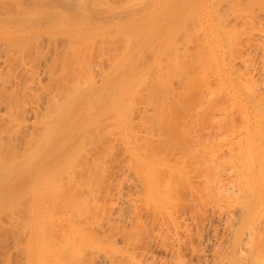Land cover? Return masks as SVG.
Returning a JSON list of instances; mask_svg holds the SVG:
<instances>
[{"label":"rangeland","instance_id":"374dc122","mask_svg":"<svg viewBox=\"0 0 264 264\" xmlns=\"http://www.w3.org/2000/svg\"><path fill=\"white\" fill-rule=\"evenodd\" d=\"M8 1H6L7 5H8ZM17 1L18 0L10 1L9 2L10 5L5 8L6 12L3 11L0 13L1 14V17H0L1 18L0 19V49H1L0 50V57H1L0 58V65H1L0 66V80L1 81H0V83L2 81H4L3 77H5V81L8 83H9L8 80L13 78L10 81V83H11L12 81H14L15 77L18 76V74L20 75V73H21L20 68H22L20 65L22 64V61H23L21 54L23 52V49L25 48L24 53H26L25 51H27V53H26V55L24 54V56H26L25 59L26 60L28 59V62L25 61L26 63H23V64L31 72L27 73V71H29V70L26 69L27 75L25 76L24 80H28L29 82L24 81L23 86H25V85L27 87L31 86L29 90L33 93H30V91H27V93H29V94H27L24 97V100L22 101L23 104L21 103L22 108L25 107V109H23V111L20 112L21 115L17 114L18 116H21V118L17 117L18 119L14 120V116L12 117V119L10 118L11 116H7V119L9 121L12 120L13 122L17 121L19 123H22L25 128L24 127H22L24 129H22L21 127H18V128L19 129L21 128L26 133L29 132V131L27 132V130H30V128H32L34 120H35L34 119L35 116H34L33 111L36 108H34V107L36 106L38 108L41 106V108H42V106L46 105V103H47V98H48L47 93L48 92H46V93L44 92L47 90L43 89V87H41V84H38L39 86L37 84H35V83H39L40 78H42V77L45 78L46 74L45 75L43 74L44 73L43 66L45 65L44 64L45 60L49 56L48 54L46 56V53H49L50 55H52V53H54L53 51H56V50L59 51L56 46H58V48H60V50H64L63 52L67 53L66 50L68 47H70V44L69 45L66 44V46H64V44L67 41H69L65 38L68 35L67 32L70 33L72 31V32L79 33V35L84 34V36L82 37L83 39H84V37H85V39H88L89 37L86 38L88 35H90V36L93 34H94V36L96 35L95 40L93 39L94 36H93V38H91V43H94L92 48H94L96 45V48L94 50H96L99 46V45H97V42L99 44V41H101L99 39L102 38V41H103L104 38L106 39V37H108V39L110 40V43L108 41H107V43H109V45L113 44L114 49L117 46H120L119 44L122 45V46H120L121 51L117 47L118 50L120 51V52L119 51L118 52L119 53L122 52V54H120V56L118 55L119 58L118 59L116 58L117 61H114L115 59L113 60L115 62L114 64H113V62H111L112 59L108 61V58L111 54L108 57L106 56L107 62L110 63V64L106 63L107 67H110L108 69L109 70L108 71L105 68L106 65L104 66V64H103L102 67H104V68H101L102 64L100 66L97 65V62L99 60L98 57L102 54L101 51H100V55H99V50H98L99 56L96 57L97 56L96 55L97 53H95L96 51L93 52V50H91V53H95V55L92 54L93 57L92 56L91 57L94 58V61H95V58H98V60L96 59L97 61H95L97 67L93 68V71L95 70L94 71L95 74L91 73L92 76L91 75L90 76L91 77H94V76L98 77L96 79V81L100 80V81H98V83H100L102 81L106 82L107 80H111L113 85H114V83L117 84V89H114V90H117L118 93H114V94L112 93L109 96H107L110 98L112 96V100L108 101L107 104L110 106L109 109L110 108H111V110L113 109L112 110L113 113L109 112V115L107 114V117L108 118L111 117V118H109V120L111 121L113 119L112 115L116 114V115H114V116H116V122H114V119L111 121L112 123L110 122V124H113V125L115 124V125L114 126L111 125L112 128L110 129V126H109L110 124H103L104 122L106 123L108 120L107 118H105L106 117L105 115H104L105 116L104 118L107 120L102 122V125H100L101 129L103 130L102 135L104 133V130L106 133V136L104 135L103 137H105L106 139L109 138V140H106L104 138L105 140L103 139V141H102V140H100L102 138H100L95 145L93 144L94 147L92 148V150L90 148L91 144L95 140H97L98 137L101 135H98V136L95 135L97 132L99 133V131H97L98 129L96 128V131L94 133V129L92 128V127L95 128L97 126V123L100 124V122H96L95 123L96 125L93 122L94 126L93 125L90 126L89 124L92 123V120L96 121L95 116L98 113L97 111L98 110L102 111L101 108L104 109V108H106L105 105H107V104H105L106 102H103L102 104L95 106L94 105L95 99H96L95 98L96 94H95L93 97L89 96L91 98V100H92V98H95L94 101H92L91 103L88 102V124L86 126H89L90 128L88 127L89 131L86 134V136L88 135V137H86V139L91 138L90 134H92V133L94 134L93 136H95V137H92V139H90V141L93 140V142L91 141L92 143L86 142V143H88L90 150L87 151L88 148L85 146L86 143H85V145H82V143L84 144V141H89V140H85V139L83 140L82 139V143H80L83 135L81 137H78L77 139H75L74 141H72L70 143L66 142V144H69L68 146H66V147H68V149H70L71 146L74 144L75 145L77 144L76 146H79V143L82 145L80 147H82L81 149H83V152H84V153L82 152L83 156L85 155L87 160L84 158L85 159V162H84V159L81 158L83 156L81 154H80L81 157H79L80 155H77V153L79 154V152L82 150L80 149V147H76L74 149L80 150L78 152L76 150H74L77 152V153H75L76 156L79 157L80 160L83 159L82 161H80L76 157L78 162L80 161L81 164L82 163L86 164L88 162V159H90V160L94 159L92 162H95L94 164L97 163L96 164L97 166H91L89 164L91 166V168L89 167L88 169H91L89 171H91L92 173L87 171L88 169L86 170V168L84 167V170H85L84 173L89 172V173H86L87 176L91 175V176H88L89 180H92L91 183L88 181V177L85 176L86 174H84L82 171H81V173H83V176L87 178V181L89 183V184L87 183V185H86L87 181L84 177L82 178V177L77 176V175H80V170L77 169L79 172L73 171V172L77 173L73 176V174H74L72 172L73 168L71 167L72 170H71V168H70V170H68L69 167H67L65 165L66 163L69 166L71 165V163H72L71 159H73L72 158L73 156L75 159V154L72 156L73 153H72L71 149L68 151V152L72 153L69 156V158L67 157L68 152L66 153V157H65V158H67V160L65 159L66 161L64 160L65 154L62 155L63 154L62 153V154H60V155H62L61 159L58 160L59 155L56 156L55 158H52L53 161L56 158L58 161L56 160L55 164L53 163L52 166H48L47 168H49V167L50 168L48 170L44 169L43 172L37 171L34 173H27V174H24V172L22 173V170L24 167L33 164L35 162L34 160L37 161L38 154L35 155L37 152L34 150L36 148H39V147H37V145L35 146L36 148L34 147V149H32L36 153H32V155H31V151H32L31 150L30 154L28 153L29 155L25 154V156H28L29 159L31 156L34 157V158L31 157V159H32L31 161L28 160L27 158H24L25 157L24 156L23 158L25 160H28L29 162L27 161L25 163L24 159H22V161H23L22 163H25L23 165L21 163V159H19L20 161H18L17 164L19 165V163H21L20 165L22 167L20 165L18 166L19 167L18 169L16 167H14L17 169V171L12 170L13 171L12 172L10 170L12 173L8 172V173H10V175H8V173H7V177L3 181H5L7 179L9 181H12V180H15L16 178L19 177L20 182L16 181V182H14V183H16V185H13L14 183H12L8 187L5 186L7 189L4 187L0 188V204H1L0 210L2 208L1 206H3V208H4V206L9 207L8 202L10 200H12L13 197H14L13 198V200H14L16 195H18L20 193L23 194L22 191H24L26 188L29 189V191L31 190L30 194H29V191H27V189L25 190L24 193L26 194V191H27V195H29V196L32 193L33 197L30 196V198H31L30 200H33L32 202H29L30 200H27L28 201V203H27V201L25 202V199L22 200V198L17 199V201H19L18 203L24 201L23 203H20L23 206L25 205L24 203H27L30 205L33 203L32 204L33 208L31 209L32 206H30V209H31L30 211L28 208L26 209V210H28V213H32L31 216L26 217L27 220L29 219L28 217L31 218V219H29L30 223H28L25 218H24V220L22 219L23 221L20 220L21 222H23V223L25 222L28 225H30V226H28L27 224L25 225V223L24 224L22 223L23 225L28 226L30 231L28 230L29 234L27 235L28 236L27 237L26 234H27L28 228H25V226H24V228H21L24 231L26 229V231H25L26 234L21 229L20 230L17 229L18 226L21 227V225H20L21 222L18 219L25 212L23 211V206L20 207L19 206L20 204L18 205V203L14 200V202L17 204L14 206H18V208H20V210H22V212L17 211V213H19V214L22 213V214L21 215L16 214L17 216H15V215L13 216V212H14V214L16 213V211H13V208L11 211L12 215H11V213L9 215V212H10V211L8 212V210H10L9 208H7L8 210H6V211L8 212L9 223H11V221H13V219H15L14 223H18V221H19L20 224H17L16 228L14 227V223L12 224L13 228H10V225L8 224L9 230H7V228H6V227H8V225H7L5 227L6 231L5 230H4L5 232L3 231L5 235L2 234L3 232L1 230L0 238H2V240L4 238V240L3 241L1 240V241L4 242L6 240V242H7V243L5 242L6 245L8 244L7 246H10V247L7 248L6 245H5L6 247L4 245H2L5 243L0 242L1 243L0 245L4 246L3 248L0 246V251L3 249L0 252V257H1L0 261L2 262L5 260V264H6V262H7L6 258L10 257L13 260V262L11 260V264H20V263L21 264H103V263L104 264H214V263L215 264H255V263L264 264V259H263L264 258V248H263L264 247V244H263L264 243V109H263L264 108V84H263V82H264V43H263L264 42V35H263L264 34V0H224V2H223V0H218V2H217V0H213V1L212 0H140V1L136 0V1H139V3L137 2V4H139V6L136 3L135 4L133 3L135 5L134 7H133V4H131V3L129 4L127 2H129V1L134 2L135 0H132V1L131 0H124V2H123V0H121L122 2L120 0H118L119 2L117 0H116V2H115V0H114V2H113V0H112V2H111V0L110 1L108 0L109 2H107V0H104V1L103 0H96V1L93 0V1H95V3L93 5H95V4L99 5L98 7H100V8H98L96 6H95L96 8H93L94 6L91 4V2H93V1L91 0V2H88V6H87L90 10V11L88 10V24H87V27L81 28V30H80V28H78V25H75L72 30L70 29V27L72 25L69 23V20L71 18H73L74 16L79 17L76 14L77 12H74L73 10L67 8V4L69 3L70 0L69 1L68 0H50L49 3L46 2V3H48L47 8H49V10L51 11V14L53 12H55L54 14H56V12H57L56 15L53 14L51 18H47V19L45 17L42 18L41 12L37 11V10L42 9L41 7H38V5L41 4L40 0H25V1L21 0V2L24 1V4H25V5L22 4L23 10L25 9L26 5L28 8H30V7L33 8V11H34V8L36 6V10H35V12H32L31 9H28V10H31V12H32L31 14L29 13L30 15H27V13H26L25 14L26 16H20L16 20V22H12V23H14V24H12L5 18L9 14H11L10 12L15 13V12H18L19 9H21V11H23L22 7H21V3H19L20 4V6H19V4H17L18 3ZM34 1H37V2L39 1V2L37 3ZM88 1H90V0H88ZM97 1H99L100 3L104 2V4L103 3L100 4ZM3 2L4 1L1 0L0 5L6 6V3H4L5 4L4 5ZM117 2L120 3L119 4L120 6L125 2L127 4L124 5L125 6L124 9H123L124 6L123 7L121 6L122 7V9H121V7L118 6ZM140 2H143V3L140 4ZM75 3H77V2H74V4ZM110 3H112V4H110ZM113 3L115 6L120 7V10H119V8H117L115 6H114V8H115V10H114L113 9ZM115 3H117V5ZM16 4L18 6H16ZM49 4H50V7H49ZM56 4H59L60 6L59 5L57 6ZM107 4H108V7L110 6V11H109L108 7H106V9L108 10L107 11L108 13H106V11H104L105 9H101V6H100V5L105 6ZM55 5L57 7H55ZM79 5H82V4H79ZM128 5H130L132 7L129 6V8H127ZM103 6H102V8H103ZM19 7H21V8H19ZM54 7L56 9L58 8V11L56 9L54 11V9H53ZM136 9L137 10L141 9L140 15H137L135 17H131V16L129 17L127 15V13L129 11H133ZM28 10L26 9V11H28ZM43 11H45V10L43 9ZM46 11H48V9ZM99 11H101V13H99ZM103 11H104V13H103ZM7 12H9V13H7ZM125 12H126V15H122ZM33 13L36 16L32 15ZM37 14L38 15L40 14V18H38L39 16ZM106 15H107V17H106ZM42 16H44V15H42ZM130 18H132V19H130ZM134 22H138V24H136V23L133 24ZM149 22H151V23H149ZM184 22H186V24ZM146 23L149 25L151 24V25L149 26ZM111 24H112V26H110ZM106 25H108V26H106ZM145 25L148 26L147 30H144V28L146 29ZM182 25H184L183 27L186 26V28H182ZM138 26L140 27V29L142 28L143 33L139 29ZM159 26L161 28H159L157 30V28ZM132 27H135L138 30L137 29L135 30V28H133L134 29V31H133ZM114 28L116 31L114 30ZM129 28L132 29L133 33L130 32L131 30ZM197 28H198V30H197ZM110 29L112 30V32H110L111 31ZM127 29H128V31H126ZM123 31L126 32V36H128V39L123 38V37L126 38L125 32H123ZM135 31H137V32H135ZM180 31H182V32H180ZM11 32H15V34L12 35L13 37L10 35ZM58 32L60 34H58ZM62 32H66L67 35L61 34ZM97 32H98V35H100L99 33H101V35L103 34V36L100 38V36H98L96 34ZM129 32L131 33V34H129L130 36L127 35ZM134 32L135 33L140 32L142 35L140 36V33H138V36H140V38H137V36H135V38H137V39H135V38L134 39L138 40V41L132 42L134 44L133 45L131 43L130 39L132 40V38L134 37V36L132 37V35L135 34ZM76 33H73V34H75V36H77ZM104 33L107 34V36L104 35ZM56 34L58 35V39H57ZM109 34L112 35L111 39L109 38V36H110ZM42 35H43L44 39L42 38ZM59 35H62V36L65 35V37L64 38L62 36L59 37ZM52 36H54L55 39ZM71 36H72L71 39L75 38L74 35L70 34V37ZM67 37H69V35ZM97 37L99 38L98 39L99 41L96 40ZM113 37L116 40H112ZM196 37H200V38H196ZM37 38H41V40L39 41V39H37ZM52 38H53V40H52ZM59 38H60V40H59ZM20 39H22V40H20ZM61 39H62V41H61ZM85 39H84V41H86ZM105 39H104V41L106 42ZM119 39H123V41H121ZM55 40H56V42H55ZM75 40H77V38ZM75 40H72V41L75 42ZM79 40H81L80 37H79ZM117 40H119L121 43H119V41L117 42ZM189 40H190V42H189ZM256 40H258V41H256ZM72 41H69V42L71 43ZM93 41H95V42L97 41V42L95 43ZM127 41H129L131 43V45H129L130 43L129 42L127 43ZM171 41H172V43H171ZM82 42H83V40H82ZM86 42H88V44H89L90 40L86 41ZM114 42H115V44H114ZM169 42H170V44H169ZM188 42L190 45L188 44ZM260 42H262V43L260 44ZM48 43H49V45H48ZM72 43H71V45L73 46V48H76V45L74 47V43L73 44ZM117 43H119V44L117 45ZM123 43H125V45ZM185 43H187L188 46ZM103 44L105 45V43H103V42L100 44L101 48H102ZM11 45H12V47H10ZM21 45H23L22 48H21ZM106 45L108 46V44H106ZM106 45L104 47H107ZM113 45H112V47H113ZM127 45H129L128 46L129 49L126 48ZM1 46H3L5 49ZM54 46L56 47V50H55ZM72 46H71V48H72ZM88 46H89V49H91L90 45H88ZM91 46H92V44H91ZM166 46L167 47L170 46V49L167 48ZM171 46H173L175 48L176 52L172 49L173 47L171 48ZM186 46L188 47L189 50L195 51V52L192 51L193 54L195 53L194 54L195 56H194L193 54H191V52L189 50H187L188 53L190 52L191 56L193 55L192 58L194 60L197 59L196 54L198 55V53H200L198 55V57H200L202 55V57H200V60L201 61L204 60V61L201 62L198 59L199 60L198 63L194 62L195 64H192V65L189 63L190 66L184 65V66H186V67H184L183 64H185V62L182 64V62L179 60L185 59V57H184V59L182 58L185 54L184 55H182V54L186 51V48H187ZM27 47H28V49H30L31 47L32 48L28 51ZM45 47H46V50H45ZM65 47H67V48H65ZM83 47H81V48H83ZM164 47H166V49H167L166 51L164 50L165 49ZM197 47H199V48H197ZM200 47L203 49V51H201ZM47 48L49 49L50 52L49 51L47 52V50H48ZM51 48L52 49L54 48L53 51ZM117 48L114 50V52L117 50ZM179 48L181 49L180 53L182 52V49H184L182 54L179 53V50H180ZM194 48H196L197 50H195ZM204 48H206L207 50ZM257 48H258V50H257ZM6 49H7V51H6ZM19 49H21L22 51ZM89 49H88V56H89V58H91ZM99 49H100V47H99ZM123 49H125L124 55H123ZM126 49L129 51H127ZM161 49H163V50H161ZM9 50L10 51L12 50L11 51L12 53L9 52ZM71 50H70V52H71ZM171 50L173 53L178 52V54H177L178 57H176L177 55L175 53H174L175 57H173ZM4 51H5V53H4ZM17 51H19V52H17ZM38 51H40V52H38ZM43 51H45V52H43ZM140 51L143 53H146V55L144 57H141L138 55V57L136 58V61L134 60V62L131 63L130 62V58L132 57L131 54L132 53L133 54H139ZM163 51L167 52V54H165ZM28 52H29V54H28ZM42 52H43V54H42ZM14 53H16V54H14ZM19 53H20L19 59L22 58L21 62L19 60H17V58H16V55L18 57ZM115 53H117V52H115ZM119 53H117V54H119ZM161 53H163V54H161ZM185 53H187V52H185ZM205 53L206 54L208 53L207 56ZM7 54H11V55H9V56H12L11 60L14 58L13 55H15V58L17 60L16 62H15V60H14V62H13V60L12 61L10 59L8 60V61H11V63H16V64H14L15 65L14 67L13 66L7 67V66L11 65L10 62H8V63L6 62L7 61L6 59H8V56H5V55H7ZM40 54H42V55H40ZM179 54L182 57H180ZM113 55L115 57L117 56L116 54H113ZM166 55H168V56H166ZM163 56L167 57L166 58L167 61H165L163 59L164 63H163V61L159 62V60H162ZM169 56H171L170 59L173 57V61H172V59H171V61H170V59L168 60ZM187 56H186V58L188 59V61H190L192 63L193 59L189 60V58H191V57L188 58ZM208 56H209V58H211L210 62H207V61H209ZM5 57H6V59H5ZM34 58L36 60H34ZM106 58H104L103 61H106ZM110 58H111V56H110ZM112 58H113V56H112ZM177 58L178 59L180 58V59L178 60ZM2 59H4V60H2ZM37 59H39V60H37ZM174 60H176V62ZM92 61H93V59H92ZM156 61L159 62L157 65H156ZM168 61L171 64L173 63L172 67L170 66L171 68L170 67L164 68L165 63L167 62L166 64H168ZM95 62H93V64L91 63V65H94ZM178 62H180L181 64ZM32 63L34 66L32 65ZM153 63L156 65L155 70L157 69L158 72L154 71L155 65ZM160 63L164 64V65L162 64L164 70H166V69L171 70V71L170 70L165 71L167 73V74H165L167 80L165 78V75L162 76V74H164L165 72L163 71L164 72L163 73V72H161V69H159V68H161L159 66V65H161ZM175 63H176V67L175 66L173 67V65H175ZM177 63L180 64L182 67H184V68L181 67L183 71L186 70L187 68L188 69L190 68L191 71L187 69L188 72H183V73H186V74H184L186 77L181 74L182 73L181 68L179 66L177 67ZM25 64L26 65L28 64V65L26 66ZM35 64L37 65L36 67H35ZM111 64H113V66ZM146 64L147 65L149 64L150 67H151V64L153 65V69L151 68V71H153V72H151V73H153L154 75H155V73L156 74L159 73V75H161V80H163V81H160V82L158 81V82H159V84L162 83L161 84V86H163L162 90H160L161 87L159 85H157L158 83L156 82L159 77L155 78V76H158V74L153 77L156 79V80L153 79L154 83L156 82L155 84L157 85V87L159 86L160 89H158L159 87L157 88L156 86H155V88L157 91L160 90L161 94L165 89V91H166V92L164 91L165 92L164 94H166L165 96H169L170 93H172L171 95L175 94V96H176L177 93L179 92L178 90L181 89V91H182V92L180 91L181 97H180L179 93L176 97L173 95L175 97L174 99H172L173 97L171 95L170 96L172 98L170 96H169L170 98L167 97V99H171V101L176 100L175 102L180 103V104H174L175 102L172 101V103H171L170 100H167L168 102L170 101V104H172V105L168 104L170 107L176 106L175 108L174 107L172 108L173 109L172 111H171L170 107H168L167 102L164 101V97L162 96L163 94L160 95V93L159 94L157 93L159 95V96H156V97H158V99L155 98L156 100H154V96H153L154 93L152 95V93L150 92V91L153 92L154 90H149V92L151 93V95L153 97L152 99L154 101L151 98L149 99V97H151V96H150V94H148L149 97L146 96L147 94H145V93L148 91V88H145V85L141 86V87L144 86L143 91L145 89H147L146 91H144L145 93L142 92V94L144 96L141 95L142 97H139L141 93L138 94L139 96L138 95L136 96L137 93H134L133 88L136 86V81L138 82V80H140L142 76L146 77V75H148L147 76V78H148L151 74L150 69L148 68V66L146 67ZM186 64H188V63H186ZM39 65L40 66L42 65L41 66L42 71L40 70L41 68ZM91 65H89L90 68L94 67ZM195 65H196V67H198L197 71H196L197 68L195 67ZM198 65H200V66H198ZM28 66H30V67H28ZM168 66H169V64H168ZM144 67H146V68H144ZM209 67H212V68L210 69ZM8 68H12V69H8ZM38 68H39V71L37 70ZM90 68H89V70H91ZM98 68L101 70L105 69L107 71L104 70V72H106L104 74L103 71H99ZM147 68L149 71L146 70V72L148 71V73H150V74L147 73L145 75V73L144 74L142 73V70L143 69L145 70ZM177 68H179V70ZM16 69H17V71H16ZM199 69H201V70H199ZM6 70H8L9 72H7ZM32 70H33V72H32ZM89 70H88V72H89ZM96 71L99 74L103 73V76H100V78H99V74L97 75ZM176 71L180 72V74H178V72L176 73ZM10 72H11V76L9 78L8 75H10ZM35 72H36V74H33ZM41 72H42V74H41ZM143 72H145V71H143ZM168 72L169 73L171 72V73L169 74ZM173 72H175L174 77H172L174 80L171 77L170 78L167 77V76H170L171 74H172L171 76H173ZM189 72H190V74H191V72H195L196 75H198V74L199 75L197 77H194L195 78L194 79L193 76H195V75L192 73L193 75L191 74V76H192L191 77ZM29 74H31V75L33 74V75L31 76ZM213 75H215V76L213 77ZM13 76H15V77H13ZM182 76L185 78H189V77L190 78L187 80L186 79L183 80ZM202 76L204 78H206V80H204L206 82L201 81V80H203V79H201V78H203ZM207 76H209V77H207ZM32 77H34V78H32ZM95 77L92 79L95 80ZM143 77L141 80L144 79L146 81L147 78H145V77L143 78ZM175 77H177V78H175ZM178 77L180 78V80L182 77V80L187 81V82L183 83V81L177 80ZM59 78H60V76H59ZM133 78L135 80V84L131 83V85H129L130 79L132 80ZM6 79H8V80H6ZM42 80H43V78L41 79L40 83L41 82L43 83V81H45V79L43 81ZM86 80H88V79H86ZM144 80L141 81V83L139 82L140 84L138 86H140L141 84H144L143 83ZM153 80H152V76H150L151 82L149 84H152V86L149 85L150 87H153L155 85L152 83ZM158 80H160V78ZM170 80H172V81L170 82ZM189 80H193V82L195 83V84L194 83L192 84V85H194L193 88L190 87V86H192V85H190V83L192 81L189 82ZM47 81H48V79H47ZM88 81L90 82L91 80L89 79ZM164 81L166 83H168V85L170 84L171 87H173L172 85L175 82L176 85L174 84V86H176V87L170 88V86L168 87V85ZM244 81H245V83H244ZM4 82H2V83H4ZM132 82H134V81H132ZM146 82H145V84L147 85V83L149 81L147 83ZM178 82L179 83L182 82V85L186 84L184 87H186L187 91L192 90L191 94L188 92L190 95L189 94L184 95L185 93H187V91H185V89L182 90L184 87L180 86L181 84H179ZM171 83H172V85H171ZM57 84H58V82L56 81L55 85H57ZM35 85H37L38 87ZM53 85H54V83H53ZM55 85L53 86V90L58 87V86L55 87ZM132 85H134V86H132ZM164 85L167 86V88ZM217 85L218 86L220 85V86L218 87ZM138 86H136V88ZM149 86H146V87H149ZM33 87H34V91L32 90ZM105 87H106V85L104 84L103 86H100L98 88V90L102 91L105 89ZM248 87H250V89ZM38 88H40V89L38 90ZM169 88L171 91L169 90ZM176 88L178 89L177 93H176V90H174ZM206 88H207V90H206ZM112 89H113V86H112ZM132 89H133V92H132L133 96H135L136 100L139 98L137 101H135V99H132L131 101H135V102H132L133 104L130 101L131 98L129 99L127 96L128 94H129V96L132 95V93L130 92V91H132ZM40 90L42 91L43 94H40L41 93ZM38 91H39V93H38ZM135 91H137L139 93L142 91V89L140 88L139 91L138 90H135ZM204 92L207 93V94H205V96H203ZM210 93H211V95H209V97H208V94H210ZM49 94H52V93H49ZM39 95L40 96L42 95L41 96L42 98ZM115 96H117V100L114 98ZM27 97H28V99H27ZM35 97H36V99H34ZM38 97H40V98H38ZM49 97H50V95H49ZM146 97H147V99H146ZM159 97H163V100L159 99ZM140 98H141V100L143 99L141 102H140ZM148 99L150 100L149 104H148ZM165 99H166V97H165ZM158 100H160V101H158ZM120 101H121L122 105L119 104ZM126 101L128 104L129 103L132 104L131 107L134 108L132 110L133 112L135 110V112H134L135 116H134L133 112L129 109L128 104H126ZM157 101H158V103L159 102L161 103L163 101L166 104V106L164 104L163 105L165 106L164 109L167 111H164V112H163V110L161 111L164 113L163 115L159 109L156 110V112L152 111L153 110L152 109V107H153L152 102L154 103ZM203 101H205V102H203ZM1 102L2 101L0 100V103ZM24 102H25V104H24ZM113 102H114V104H113ZM190 102H192L193 105H190V104H192ZM196 102H198V103H196ZM135 103H137V104L135 105ZM144 103L146 106L144 105ZM182 103L183 104L185 103L184 106ZM36 104L39 106H37ZM130 104H129V106H130ZM0 105H1L0 106V115H1L2 111H4L5 107H4V104L2 106V103ZM27 105H28V107H27ZM108 105H107V107H108ZM201 105H202V108H201ZM29 106H30L31 110H30ZM113 106H114V108H113ZM134 106H136L137 108ZM138 107L140 109H141V107H143V108L141 109V111H138L137 110ZM147 108H148V110L151 108L149 110L148 114L144 113L147 116H151L152 113L155 116L158 112H160L161 114L159 113L155 117L151 116V117H154L151 119H150V117H147V116H146V118H143L145 115L140 114V113L142 112L143 109H144L143 111L146 112ZM167 108H169V109H167ZM199 108H201L202 111L199 110ZM203 108H205V109H203ZM32 109H33V111H32ZM43 109L45 110V112L46 111L49 112L48 109H50V108H48L47 110H46V108H43ZM43 109H42V111H44ZM94 109H96V110L93 112H90L91 110H94ZM106 109L108 110V108H106ZM128 109L130 110L129 112H128ZM194 109L195 110L197 109V110L195 111ZM105 110H103V112H105ZM168 110L171 112L169 113ZM100 111H99V113H100ZM197 111H198V113H197ZM5 112L6 111H4V113ZM23 112H26V114L24 113V116L22 115ZM103 112H102V115H103ZM241 112H242V114H241ZM44 114L46 117L48 116V118H45L44 116L41 117V115H39L38 118L41 117L44 119L40 118L41 120H36L35 123H37V122L39 123V124H37L39 126V128L42 126L41 123H44V126H45L47 121L49 123L46 126H48L49 124L51 125L52 129L50 126H49L50 128L49 127L47 128L46 126L45 127L49 130L47 133H49L50 131H52V133L47 134V133H45V131H42V128H43V126H42L40 128V130H41L40 133L42 132V134H40V135H42L43 137L39 135V138H41L40 141L42 140L41 144L43 145L45 143V141H47V139L49 138L48 141L45 143V145H49L53 142V139H54L55 135L57 134V132H59L61 129H63V127L61 125H59L58 121H61V120L57 121V118L55 115H51L52 117H50L48 115V113H44ZM137 114H139L140 117H142V118H140L139 115H137ZM199 114H201V115H199ZM100 115H101V113H100ZM121 115H122V117H121ZM130 115H132V121L135 122L138 120V121H140V124L143 126L140 125V127H141L140 128L139 126H137V124L139 125V123L135 124L133 122L131 124L130 123V120H131ZM164 115L167 117V119L164 117ZM187 115H188V117H187ZM219 115H221V116H219ZM98 116H96L98 119L97 121H99V119H100V117L98 118ZM222 116H224V117H222ZM127 117H129L130 120ZM135 117H136V119H135ZM137 117H138V119H137ZM160 117H163L164 121L163 120L162 121L165 123V126H163L164 123L161 121L162 118H160ZM242 117H244V118H242ZM147 118L152 120V123L150 120H147ZM15 119H16V117H15ZM23 119H25V120H23ZM141 119H142V121H141ZM52 120H53V123L50 122ZM103 120L104 119L102 118V121ZM165 120H167V121H165ZM207 120H209V121H207ZM12 121H11V124L13 123ZM117 121H119V122H117ZM168 121H170L169 124H168ZM221 121H223V122H221ZM31 122H33L32 126H30ZM54 122L56 125L58 123V125L56 126L54 124ZM159 122L163 123V125H160ZM155 123L159 124V125H155ZM218 123H219V125H218ZM225 123H226V125H225ZM26 124H28V125H26ZM52 124L54 125V127ZM122 124L123 125L126 124L127 127L125 125L123 126ZM127 124L129 125V127H131L130 125H133V127H131L132 129L129 128ZM172 124H173V126H171ZM190 124H191V126H190ZM14 125H13V127H15ZM105 125H107L109 130H111V131H109V132H111L110 134L107 133L108 128ZM120 125H122V126L120 127ZM144 125L145 126L148 125V126L145 127ZM151 125L153 127L149 128V126L151 127ZM27 126H29V127H27ZM103 126H104V128L105 127L106 128L104 129ZM135 126H137L138 128L136 127V129H135ZM26 127H27V129H26ZM58 127H59V129H58ZM74 127H76V125ZM114 127H115V134L118 133L117 135L114 134V130H113ZM116 127H117V129H116ZM124 127H126L127 130H124ZM157 127H160L158 129L160 131V134H162L163 132H165V134L163 133L162 136L160 134H158L159 132H157L158 131ZM164 127L166 129H164ZM91 128L93 130H90ZM121 128H122V130H121ZM133 128H134V130H133ZM162 128H163V130H162ZM16 129H17V127H16ZM101 129H100V131H101ZM137 129H138V131L136 132ZM44 130H46V129L44 128ZM161 130L163 131L162 133H161ZM149 131L151 133H149ZM145 132H147V133H145ZM62 134H64V131ZM108 134H109V136H108ZM125 134H126V136H125ZM136 134H137V136L139 135L138 140L141 139L142 143L148 140L146 142V145L147 144L149 145V143L151 145V142H152L153 146L151 145V147L149 146L150 148L147 147V149H146L145 148L146 146H144L145 143L141 144L140 140L137 142V139H135V138H137ZM143 134H145L144 137H143ZM157 134H158V136H157ZM48 135H50V137ZM119 135H120V137H118ZM44 136H45V138L47 136L48 137L45 139ZM64 136H65V134H64ZM114 136H116L118 139L115 138ZM164 136H166V137H164ZM148 137H150V139ZM43 138L45 139L44 143H43ZM66 138H69V136ZM145 138H147V139H145ZM38 139L36 140L35 144H37L39 142ZM121 140H123L124 142ZM106 141L108 143L105 144ZM75 142H77V143H75ZM100 142H103V143H100ZM98 143H100V144H98ZM41 144L39 143V145H41ZM96 145H98V146H96ZM194 145H196V146H194ZM84 146H85V148H83ZM108 146H110V147H108ZM143 146H144V148H143ZM202 146L204 148H202ZM72 147H74V146H72ZM97 147H100V148H97ZM129 148H130V150H129ZM140 148H142L143 150L142 149L140 150ZM93 149H95V151ZM97 149L103 150L102 154L105 151V154L107 153V155H105L103 157L104 154L103 155L100 154L99 155L101 157L100 159H99V156L96 155L97 156V159H96V156L94 154H98ZM104 149H106V150H104ZM196 149L198 151H196ZM199 149H200V151H199ZM36 150L38 152H40V150H38V149H36ZM154 150H155V152H154ZM202 150H203V152H202ZM204 151L207 153H205ZM85 152H86V154L88 153L87 155L91 156V157L88 158L87 155L85 154ZM93 152H95V153H93ZM110 152L112 154H110ZM152 152H154V156H156V157L153 156L154 157L153 158L152 156H150ZM90 153H92V154H90ZM99 153H101V151ZM185 153H187V156ZM155 154H158L159 156H157ZM203 155H205V156H203ZM192 156H195V157H192ZM104 158H105V160H104ZM62 159H63V162L61 164L62 165L64 164L65 167H64V165L63 166L61 165V167H60L59 163L57 164V162H59V161L61 162ZM138 159H139V161H138ZM197 160H198V162H197ZM97 161L99 162V165H98ZM101 161H102V163H101ZM88 163H90V161ZM81 164H79V166H81ZM132 164H133V166H132ZM57 165H59L58 168L63 167V169H62L63 171L68 170V171H71L72 173L69 172V174H67L68 172H66V171L62 172L60 170V168H59V170H60V173H59L58 169L56 168ZM76 165H74L73 167L74 168L79 167ZM155 165H156V167H155ZM101 166H102V168H101ZM81 167H83V166H81ZM94 167H96V168H94ZM154 167L156 169H154ZM249 167H251V168L249 169ZM97 168L98 169L101 168V169L97 170ZM103 168L106 171H103L104 170ZM245 170H246V172H248V170H251L248 172L250 174L249 176L245 172ZM96 171L98 174L95 173ZM99 171L103 172L104 175H102ZM56 172H58L59 174L57 175ZM155 172H156V174H155ZM62 173H65L64 174L65 177L63 176L65 179V182L69 179L68 178L66 180V178L69 176L70 179L72 178L73 182L75 181V183L77 184V186L75 185V187H76L75 188L72 185V182H70L72 185V186L70 185L71 190L69 188L68 183H67V185L65 184V186L62 185V187H61V188L66 189V190L68 188L69 189L67 191L64 190L66 194L68 193L67 197L65 196L66 198L62 195L60 196V198L63 197V199H64V202L62 201L63 200L62 198L60 199L62 201V202H60V204L64 205V203H65V205H66L67 203L68 204L71 203L69 205L67 204L66 207H68V206L71 207L70 210H72V211L68 210L69 207L68 208L64 207V208H66V209H64V211H62L63 208H61L62 210L59 209V212H58V209H57L56 211H54L55 214L54 213L52 214L53 208L54 209L57 208L54 206L57 203H55L54 205L53 204L51 205V202H52L51 199L53 198V197H51L52 196L51 192H54L53 194L57 193L56 195H60L59 193L62 192V191L60 192L61 188L59 189L56 186L57 183L53 186H52V184H54L55 181H59L60 179L62 180V177H61ZM93 173H95V174H93ZM208 173L210 174L209 175L210 177L208 176ZM92 174H93V176H92ZM179 174L183 177L179 176ZM239 174H240V176H239ZM241 174H242V177H241ZM56 175L58 178H56ZM80 176H82V174ZM250 176H251V178H250ZM28 177L31 178V182L27 183V180L29 179ZM52 177H54V178L52 179ZM77 177L81 178L82 180L84 179L83 181L81 180L83 182V184H80V182H79L80 179L77 180L76 179ZM180 177H181V179H180ZM243 177H245V178H243ZM248 177L250 180L249 179L247 180ZM72 179H71V181H72ZM93 179H96V180H93ZM243 179H244V181H243ZM245 180H246V182H245ZM242 181H243V183H242ZM249 181H250V183H249L250 185L247 184L248 185L247 186L246 183H248ZM75 183H73V184H75ZM84 183H85V186H84ZM238 183L241 184L242 187H239L240 185ZM24 184H26V185L24 186ZM57 185L61 186V184H59V182ZM88 185H90V186H88ZM21 186L22 187L24 186V187L22 188ZM28 186H29V188H28ZM54 186H56L58 189H55L56 187H54ZM83 186H84V188H79L81 190L83 189L82 193L80 195L81 197L80 198L77 197L78 199L75 200L76 195H74V194L76 193L77 196H79L78 193L81 192V190H79L78 187H83ZM90 187H92V188H90ZM171 187H173V188H171ZM51 188L53 190L54 189L55 190L53 191V190H51ZM85 188H89V190H86ZM11 189H13V191H15V189H16V191H15L16 194L14 192H12ZM72 189H73V192H72ZM75 189H77V190L75 191ZM56 190H59L58 191L59 193L55 192ZM4 191L5 192L8 191V192H6V194L7 193L8 194L7 195L5 194L6 196L11 195L12 197L8 196L9 198L7 199V197H5L1 194ZM64 191H63V193H64ZM68 191L72 192L73 194L72 193L70 194ZM83 191H84V193L86 192L85 195L88 197L87 199H89V200H87V202L92 201L91 203H86L87 205H85V206L82 203L84 201L86 202V199H84L83 201L81 200V199H83V197H86V196H83L84 195ZM88 191H90L89 193L91 195L94 193L95 197L93 195L92 196H93V199L96 198L95 201L92 200V196L90 194L89 195L91 198L87 195ZM9 192L14 193V194L13 195L9 194ZM95 193H97L98 196H96ZM22 194H20V195H22ZM50 194H51V196H50ZM69 194H70V196H69ZM20 195H19V197H23ZM56 195H55V197H56ZM29 196H28V198H29ZM2 197L6 198V199H3ZM17 197L18 196H16V198ZM25 197L26 196H24L23 198H25ZM248 197H249V199H248ZM58 198H59V196H57V198L55 200L54 199L53 200L56 202V200ZM20 199H21V201H20ZM69 200H71V201H69ZM48 201H49V203H48ZM10 202H9L10 206L13 207V205H11L12 201H10ZM14 202H13V204H15ZM75 202L76 203L80 202V204L79 203L74 204ZM94 202L95 203L97 202V204L95 206H94V204H95ZM57 205L60 206L59 204H57ZM63 205H62V207H63ZM71 205H73V206L79 205V208L78 207L77 208L81 211L76 209L75 206L73 207ZM81 205L84 206L83 210L80 207ZM89 205L94 206V207H88ZM26 206L28 207V205H26ZM26 206H24V207L26 208ZM86 207L88 209L86 211L87 212L90 211L91 214L89 212H88L89 213L88 214L86 211H84L86 209ZM3 208H2V210L5 211V209H3ZM18 208H14V210H16ZM45 208L48 210V215L45 214ZM242 208H243V210H242ZM74 209L78 210L79 213L77 211H75ZM257 209L259 212L257 211ZM83 211L86 214H84ZM243 211H247L246 212L247 215L245 214L246 215L245 217L242 216ZM2 212L0 211L1 214H2ZM7 212H6V215H7ZM72 212H74V213H72ZM3 214H4V212H3ZM25 214L27 215V213H25ZM87 214L89 215V220L91 219V221L88 220ZM24 215H23V217H25ZM3 216L5 217V214ZM77 216H79V217H77ZM14 217H17L18 219L14 218ZM8 218H6L7 223H8ZM21 218H22V216H21ZM53 219L55 221H57V220L58 221L55 223V221ZM64 219H66V221H64ZM93 219H94V222H92ZM4 220H5V218H4ZM77 220H79L80 223L76 222ZM86 220H88V221H86ZM50 221H51V223H50ZM2 222H4V225L7 224V223L5 224V221H2ZM64 222H66V223H64ZM60 223H62V224H60ZM48 224H50V225H48ZM56 224H57V226H56ZM85 224L87 226H85ZM12 225H11V227H12ZM23 225H22V227H23ZM45 226H46V228L48 227L49 229L45 230L46 229ZM64 226H66V227H64ZM55 228H57V229H55ZM85 228H88L87 229L88 233H87V230ZM1 229H3V228L1 227ZM13 229L14 230L17 229L18 231H15L16 233L12 234V231H14ZM53 229L55 231L57 230L58 232L57 231H56V233H55V231L53 232ZM70 230H72L73 232L72 231L70 232ZM60 231H61V234H60ZM66 231H67V233H66ZM6 232H7V234H6ZM17 232L19 234H17ZM22 233H23V235H22ZM52 233H54V235ZM247 233L250 235H248ZM24 234H25V236H24ZM73 234H75V235H73ZM2 235H4V236L1 237ZM15 235H19V237H20V240H21V241H19L20 246H27L26 252H25V250H23L22 247L18 248L19 238H17L18 236L16 237ZM20 235L23 236L22 239H21ZM6 237H8V238L6 239ZM24 237H25V239H24ZM49 237H51V239ZM15 238H16V244H18V245H15V241L13 240ZM68 238H69V240H67ZM245 238H246V241H245ZM23 239H24V241H23ZM53 239L55 241L52 242ZM253 239H254V241H253ZM72 240H75V241H72ZM247 241L249 244L247 243ZM23 242H25V244L21 245ZM54 242H56V243H54ZM64 242H66V243L68 242V243L64 244ZM72 243L74 245H72ZM55 244L58 247L61 246L60 248H64V249L67 247L71 248V246H72L73 252L71 254H69V252H71L72 249H70V251H69V249H65V250L64 249H57L56 248L57 246ZM62 244H64L65 247L64 246L62 247ZM69 244H70V246H69ZM75 245H76V247H75ZM254 245H256V246H254ZM16 246H17V250L15 249ZM252 247H253V249H252ZM52 248H53V250H52ZM78 248H79V251H78ZM254 248H256V249H254ZM54 249H56V251ZM222 249H223V251H222ZM14 250H15V252H14ZM64 251H65V253H64ZM76 251H77V253H76ZM2 252H3V254H7V256L9 254V256L7 257L6 255H3V254L1 256ZM254 254H255L256 258L254 257ZM260 255H261V257H260ZM261 258L263 260H261ZM259 260H261V261H259ZM1 262H0V264H3Z\"/></svg>","mask_w":264,"mask_h":264},{"label":"bare ground","instance_id":"6f19581e","mask_svg":"<svg viewBox=\"0 0 264 264\" xmlns=\"http://www.w3.org/2000/svg\"><path fill=\"white\" fill-rule=\"evenodd\" d=\"M0 1H1V0H0ZM3 1H4V2H3V4H4V3H6V1H8V0H3ZM10 1H12V0H9V1H8V5H7V3H6V6L0 5V13L3 12V11L6 12V9H5V8H6L7 6L10 5V4H9ZM15 1H16V0H15ZM24 1H25V0H24ZM24 1L21 2V0H18V1H17L18 3H17V2H16V3H17V4L21 3V7H22V4H24ZM40 1H41V4H39L40 6L38 5V7H41L42 9H41V10H37V11H38V12H39V11L41 12V17H42V18H43V17H45L46 19H47V18H51L52 15H53L55 12H53V13L51 14V11L49 10V8H47V7H48V3H49L50 0H40ZM68 1H69V0H68ZM92 1H93V0H92ZM95 1H96V0H95ZM95 1H93V2H91V0H90V1H88V0H70V1H69V3L67 4V8L73 10L74 12H77L76 14L79 16V17L74 16L73 18H71V19L69 20V23L72 25V26L70 27L71 30L73 29V27H74L75 25H78V28H80V30H81V28H85V27H87V24H88V10H89V8L87 7V6H88V2H91V4L93 5V4L95 3ZM103 1H104V0H103ZM109 1H110V0H109ZM109 1L107 0V2H109ZM117 1H118V0H117ZM120 1H121V0H120ZM131 1H132V0H131ZM139 1H140V0H139ZM139 1H136V0H135L134 2H133V1H132V2H130V1L127 2V1H126V2L129 3V4H130V3H131V4H133V3H134V4H135V3L137 4V2L139 3ZM212 1H213V0H212ZM34 2H37V1H34ZM38 2H39V1H38ZM38 2H37V3H38ZM46 2H48V3H46ZM74 2H77V3L74 4ZM78 2H79V3H78ZM97 2L100 3L99 1H97ZM111 2H112V0H111ZM113 2H114V0H113ZM115 2H116V0H115ZM118 2H119V1H118ZM118 2H117V3H118ZM121 2H122V1H121ZM123 2H124V0H123ZM126 2L123 3L121 6L123 7L124 5H126V4H127ZM143 2H144V1H143ZM143 2H140V4L143 3ZM217 2H218V0H217ZM223 2H224V0H223ZM1 3H2V2H1ZM54 3H55V2H54ZM54 3H53V4H54ZM102 3L104 4V2H102ZM102 3H100V4H102ZM117 3H115V4L117 5ZM156 3H157V2H156ZM17 4H16V6H18ZM79 4H82V5H79ZM91 4H90V5H91ZM110 4H112V3H110ZM119 4H120V3H118V6H120ZM134 4H133V7L135 6ZM218 4H219V3H218ZM4 5H5V4H4ZM24 5H25V4H24ZM35 5H36V4H35ZM56 5L58 6L59 4H56ZM56 5H55V7H57ZM75 5H76V6H75ZM137 5L139 6V4H137ZM16 6H15V7H16ZM19 6H20V4H19ZM32 6H33V5H32ZM59 6H60V5H59ZM93 6H94L93 8H96V7H98L99 5H96V4H95V5H93ZM95 6H96V7H95ZM100 6H101V9H105L104 11H106V13H108V12H107L108 10L106 9V7H108V4L105 5V6H103V5H100ZM102 6H103V8H102ZM114 6H115V5H114V3H113V9L115 10ZM118 6H115V7L119 8V10H120V7H121V6H120V7H118ZM129 6H130V5H128L127 8H129ZM148 6H149V5H148ZM166 6H167V5H166ZM221 6H222V5H221ZM1 7H2V8H1ZM15 7H14V8H15ZM21 7H19V8H21ZM24 7H25V6H24ZM49 7H50V4H49ZM55 7L53 8L54 11H55V9H56ZM89 7H90V6H89ZM122 7H121V9H122ZM130 7H132V6H130ZM8 8H9V7H8ZM17 8H18V7H17ZM46 8L48 9V11H46V10H47ZM98 8H100V7H98ZM98 8H97V9H98ZM117 8H116V9H117ZM124 8H125V6L123 7V9H124ZM156 8H157V7H156ZM26 9H27V10H28V9H31L32 12H35V10H36V6H35L34 11H33V8H31V7L28 8L27 5H26V7H25L24 10H23V7H22V10H23V11H21V9H19L18 12H15V13H14V12H13V13L10 12L11 14H9L5 19H7L10 23H12V22H16V20H17L20 16H26V15H25L26 13H27V15H30V14L32 13L31 10L26 11ZM37 9H38V8H37ZM43 9H44L45 11H43ZM51 9H52V8H51ZM108 9H109V11H110V6L108 7ZM113 9H112V10H113ZM218 9H219V8H218ZM9 10H10V9H9ZM56 10L58 11V8H57ZM99 10H100V9H99ZM7 11H8V10H7ZM13 11H14V10H13ZM42 11H43V12H42ZM89 11H90V10H89ZM101 11H102V10H101ZM101 11H99V13H101ZM104 11H103V13H104ZM140 11H141V9H140V10H137V9H136V10H133V11H129V12L127 13V15H128L129 17H130V16H131V17H135V16L141 14ZM47 12H48V13H47ZM7 13H9V12H7ZM29 13H30V14H29ZM44 13H45V14H44ZM49 13H50V14H49ZM95 13H96V12H95ZM106 13H105V14H106ZM109 13H110V12H109ZM144 13H145V12H144ZM219 13H220V12H219ZM5 14H6V13H5ZM56 14H57V12H56ZM56 14H54V15H56ZM32 15H35V14L33 13ZM37 15H38V14H37ZM42 15H44V16H42ZM122 15H126V12H125L124 14H122ZM217 15H218V14H217ZM35 16H36V15H35ZM38 16H39L38 18H40V14H39ZM110 16H111V15H110ZM0 17H1V14H0ZM28 17H29V16H28ZM92 17H93V16H92ZM106 17H107V15H106ZM191 17H192V16H191ZM36 18H37V17H36ZM136 18H137V17H136ZM150 18H151V17H150ZM0 19H1V18H0ZM65 19H66V18H65ZM130 19H132V18H130ZM146 19H147V18H146ZM149 20H150V19H149ZM151 20H152V19H151ZM193 20H194V19H193ZM42 21H43V20H42ZM147 21H148V20H147ZM66 23H67V22H66ZM131 23H132V22H131ZM135 23L138 24V22H134L133 24H135ZM147 23H148V22H147ZM147 23H146V24H147ZM149 23H151V22H149ZM184 23L186 24V22H184ZM224 23H225V22H224ZM12 24H14V23H12ZM34 24H35V23H34ZM123 24H124V23H123ZM123 24H122V25H123ZM127 24H128V23H127ZM127 24H126V25H127ZM147 25H149V24H147ZM147 25H145V26H146V29L144 28V30H147V29H148V26H147ZM150 25H151V24H150ZM150 25H149V26H150ZM8 26H9V25H8ZM106 26H108V25H106ZM110 26H112V24H111ZM145 26H144V27H145ZM183 26H184V25H182V28H186V26H185V27H183ZM196 26H197V25H196ZM90 27H91V26H90ZM102 27H103V26H102ZM138 27H139V26H138ZM180 27H181V26H180ZM133 28H135V27H132V29H133ZM159 28H161V27L159 26V27L157 28V30H158ZM195 28H196V27H195ZM129 29H130V28H129ZM132 29H130V30H131L130 32H132ZM136 29H137V28H135V30H136ZM139 29H140V27H139ZM110 30H111V29H110ZM110 30H109V31H110ZM114 30H115V28H114ZM117 30H118V29H117ZM137 30H138V29H137ZM140 30H141L142 33H143L142 28H141ZM140 30H139V31H140ZM185 30H186V29H185ZM197 30H198V28H197ZM197 30H196V31H197ZM115 31H116V30H115ZM115 31H114V32H115ZM126 31H128V29H127ZM133 31H134V29H133ZM110 32H112V30H111ZM123 32H125V31H123ZM130 32H129L127 35L131 34ZM135 32H137V31H135ZM135 32H134V33H135ZM145 32H146V31H145ZM180 32H182V31H180ZM183 32H184V31H183ZM192 32H193V31H192ZM67 33H68L69 37H67L68 35L66 34V32H62V33H61V34H66V35H67L66 37H65V35H64V36L59 35V37H60V36H62L63 38L65 37V38H66L67 40H69V41L75 40V39L77 38V40H75V42L72 41V42L74 43V47H75V45H76V48H73V46L71 45L72 42L70 43L69 41H67V40L65 39L67 42H66L65 44L62 42V43L64 44V46H66V44H67V45L70 44V47H68V48L65 47V48H67V50H66L67 53L63 52L64 50H60V48H58V46H56V47H57V49H58L60 52L57 51V50H56V47L54 46V48H55L56 51H53L54 48H53V49L51 48L52 51L54 52V53L51 52L52 55H50L49 53H46V56H47V54L49 55V56H48L49 58H48V57H47V59L45 58V59H46V60H45V63H44L45 65L43 66V69H44V70H43V71H44L43 74H44V75L46 74V75H45V78L42 77L43 75L41 76V77L43 78V80L45 79V81L42 80L44 84H43L42 82L40 83V81H41L42 78H40L39 83H35V84H37V85H38V84H41V87H43V89L47 90V91H44V90H43L45 93L48 92V93H47V94H48L47 103H46V105L42 106V108H41V106L38 107V108H37L36 106H35V107L33 106L34 108H36V109H34V111H33V109H32V111L34 112V116H35L34 119H35V120H34V123L31 122V125H30V126H32V123H33V126H32V128H30V130H27V132L29 131L28 133H26L24 130H22V129L25 128L24 125H23L22 123H19V122H17V121H14V122H13V121L11 120L13 116H14V120H17L18 118H21V116H18V115H21L20 112H22L23 109H25V107L22 108V106H21V105L23 104L22 101L24 100V97H25L27 94H29V93H27V91H30L29 89H30V87H31V86L27 87V86L25 85V86L28 88V89H27L25 86H23L24 81H28V80H24L25 76L27 75L28 72H31V71H30L29 69H27V68L24 66V64H23V63H26L25 61L28 62V59L26 60V59H25L26 56H24V54L26 55V53H27V51H25L26 53H24L25 48L23 49V52H22V54H21V55H22V58H23V61H22V58L19 59L20 53L18 54V57H17V55H16L17 60H19L20 62L22 61V64L20 65V66L22 67V68H20V70H21V73L19 72L20 75L18 74V76H16V77L13 76V77H15V79H14V81H12L11 83H10V81H11L13 78H11L10 80L6 79V80L9 81L10 84H9L8 82L5 81V77H3L5 82L2 81V82H4V83H2V82L0 83V84H1V85H0V100L2 101V102H1V103H2V106H3V104H4V107H5L4 111H6L5 113H4V111H2V114L0 115V188H2V187L6 188V187H8L9 185H11L12 183H14V182H16V181H17V182H20V181H19V177L16 178L15 180H12V181H9L8 179L5 180V181H3V180L6 179V177H7V173H8V172H11L12 170H13V171H15V170L17 171V169L19 168L18 166L23 162L22 159L27 158L28 160L31 161V160H32L31 157H33V156H31L32 153H36V152H37L35 155L38 154V159H37V161L34 160L35 162L33 161V162H34L33 164L28 165V166H26V167L23 168L22 173L24 172V174H27V173H34V172H37V171H38V172H39V171L43 172L44 169H47V170H48V169L50 168V167L47 168L48 166H52L53 163H54V164L56 163L57 158L54 160L55 162L53 161L52 158H55L56 156L59 155V159H58V160H60L61 157H62V155L65 154V156H64V160H65V159L67 160V158H65V157H66V153H67L70 149H71V151H72L73 154H72L71 152H68V153H67V155H68L67 157H68V158H69V156H70L71 154H72V156H73L75 153H77L78 151H80V150H76V149H74V148H76V147H80V146H82V145H85L86 142H91V141L93 142V140L90 141V139H92V137H95V136H93V135H94L93 133L90 134V135H91V138H89V139L87 138V139H86V137H88V135L86 136V134H87L88 131H89V130H88V127H89V126H86V125L88 124V102L91 103V102L94 101V99L96 98V99H95V103H94L95 106H97V105H99V104H102L103 102H106L105 104H107L108 101L112 100V96H111V98H110V97H107V96H109V95L112 94V93H113V94H114V93H118L117 90H114V89H117V84H116V83H114V85H113L112 82H111V80H107L106 82L102 81V82L98 83V81H100V80H97V81H96V79H97L98 77H95V76H94V77H95V80L92 79V78H94V77H91V76H92L91 73H94V74H95V72H94L95 70L93 71V68L97 67V65L100 66L101 64H102V65H101V68H104V67H102L103 64H104V66L106 65L105 68L108 70L110 67H107V64H110V63L107 62V58H106V56L108 57L110 54H111V55H110L111 58H110V56H109L110 59L108 58V61L112 59L111 62H113V64L115 63L114 61H117V59L119 58L120 54H122V52L119 53V52L121 51V50H120V49H121L120 46H122L121 44H119V43H121L119 40L123 41V39H119V40H117V42L119 41V43H117V45H118V44L120 45V46H117V47L119 48L120 51H119L118 48L116 47L117 50H116L115 52L119 53V54H117V53L114 52V50L116 49V48L114 49V45H113V44H110L111 46L109 45L110 40L108 39V37H106V39L104 38V39L106 40V42L104 41V39H103V41H102V38H101V37L103 36V34L101 35V33H99L100 35H98V32L96 33V34H97L98 36H100V38H101V39H99V38L97 37L96 40H97V41L101 40L103 43H105V45L108 44V46L106 45L107 47H104L105 45L103 44L104 46L102 45V48H103V49H102V48H101V45H100L102 42L99 41V44H98V42L96 41V42H97V45H99L98 48H97L96 50H94V49L96 48V45H95L94 48H92L94 43H91V38H93L94 34L91 35V36H90V35H88V36L86 35V36H87L86 38L89 37L88 39L90 40V42H89V44H88V42H86V41H89V40H88V39H85V37H84V39L86 40V41H84V39L82 38V37L84 36V34H83V35L80 34V35H81V36H80L79 33L72 32V31H71L70 33H69V32H67ZM73 33H76L77 36H78V35H79V36L77 37V36H75V34H73ZM132 33H133V32H132ZM138 33H140V32H138ZM138 33H135L134 35H132V37H133V36H134V37L132 38V40L130 39L131 43L134 42V41H138V40H135V39L140 38V36L142 35V34L140 33V36H138ZM178 33H179V32H178ZM195 33H196V32H195ZM198 33H199V32H198ZM198 33H197V34H198ZM14 34H15V32H11L10 35L12 36V35H14ZM58 34H60V33L58 32ZM70 34H71V35H74L75 38H74V39H71L72 36L70 37ZM123 34H124V33H123ZM191 34H192V33H191ZM262 34H263V33H262ZM52 35H53V34H52ZM104 35L107 36V34H105V33H104ZM109 35H110L109 38L111 39V38H112V35H111V34H109ZM115 35H116V34H115ZM263 35H264V34H263ZM23 36H24V35H23ZM25 36H26V35H25ZM54 36H55V35H54ZM54 36H52V37H54ZM56 36H57V39H58V35H57V34H56ZM74 36H73V37H74ZM95 36H96V35H95ZM95 36H94V38H93L94 40H95V38H96ZM118 36H119V35H118ZM121 36H122V35H121ZM125 36H126V32H125ZM129 36H130V35H129ZM135 36H137V38H135ZM187 36H188V35H187ZM12 37H13V36H12ZM40 37H41V36H40ZM79 37H80L81 40H79ZM171 37H172V36H171ZM185 37H186V36H185ZM194 37H195V36H194ZM202 37H203V36H202ZM42 38H43V35H42ZM69 38H70L71 40H70ZM116 38H117V37H116ZM123 38H124V39H128V36H126V38H125V37H123ZM130 38H131V37H130ZM134 38H135V39H134ZM196 38H200V37H196ZM24 39H25V38H24ZM37 39H39V41L41 40V38H37ZM43 39H44V38H43ZM54 39H55V37H54ZM98 39H99V40H98ZM107 39H108V40H107ZM171 39H172V38H171ZM15 40H16V39H15ZM17 40H18V39H17ZM20 40H22V39H20ZM20 40H19V41H20ZM52 40H53V38H52ZM59 40H60V38H59ZM78 40H79V41H78ZM82 40H83V42H82ZM112 40H116V39H114V37H113ZM50 41H51V40H50ZM61 41H62V39H61ZM63 41H64V40H63ZM76 41H77V42H76ZM107 41H108L109 43H107ZM192 41H193V40H192ZM201 41H202V40H201ZM256 41H258V40H256ZM55 42H56V40H55ZM55 42H54V43H55ZM93 42H95V41H93ZM96 42H95V43H96ZM112 42H113V41H112ZM112 42H111V43H112ZM128 42H129V41H127V43H128ZM166 42H167V41H166ZM185 42H186V41H185ZM189 42H190V40H189ZM189 42H188V44H189ZM3 43H4V42H3ZM3 43H2V44H3ZM27 43H28V42H27ZM58 43H59V42H58ZM73 43H72V44H73ZM75 43H76V44H75ZM81 43H82V44H81ZM83 43H84L85 45H84ZM90 43L92 44V46H91ZM129 43H130V42H129ZM131 43H130L129 45H131ZM171 43H172V41H171ZM199 43H200V42H199ZM261 43H262V42H260V44H261ZM263 43H264V42H263ZM55 44H56V43H55ZM87 44L90 45V48H91V49H89V46H88ZM114 44H115V42H114ZM123 44L125 45V43H123ZM132 44H133V43H132ZM169 44H170V42H169ZM185 44L187 45V43H185ZM193 44H194V43H193ZM3 45H4V44H3ZM48 45H49V43H48ZM82 45H83L84 47H83ZM112 45H113V47H112ZM129 45H127L126 48L129 49V47H128ZM133 45H134V44H133ZM167 45H168V44H167ZM171 45H172V44H171ZM189 45H190V44H189ZM19 46H20V45H19ZM22 46H23V45H21V48H22ZM50 46H51V45H50ZM59 46H60V45H59ZM61 46H62V45H61ZM71 46H72V48H73L74 50L71 48ZM87 46H88V47H87ZM115 46H116V45H115ZM145 46H146V45H145ZM184 46H185V45H184ZM187 46H188V45H187ZM187 46H186V47H187ZM191 46H192V45H191ZM198 46H199V45H198ZM208 46H209V45H208ZM257 46H258V45H257ZM1 47H3V46H1ZM7 47H8V46H7ZM10 47H12V45H11ZM48 47H49V46H48ZM52 47H53V46H52ZM62 47H63V46H62ZM77 47H78V48H77ZM79 47H80V48H79ZM81 47H83V48H81ZM99 47H100V49H99ZM166 47H167V46H166ZM166 47H164L165 49L163 48L165 51L167 50ZM172 47H173V46H171V48H172ZM206 47H207V46H206ZM3 48H4V47H3ZM31 48H32V47H31ZM31 48H30V49H31ZM49 48H50V47H49ZM123 48H124V47H123ZM167 48L170 49V46L167 47ZM181 48H182V47H181ZM184 48H185V47H184ZM197 48H199V47H197ZM200 48H201V47H200ZM4 49H5V48H4ZM14 49H15V48H14ZM30 49H28V47H27V50H28V51H29ZM47 49H48V48H47ZM63 49H64V48H63ZM68 49H69V50H68ZM71 49H72L73 51H72ZM88 49L90 50V51H89V52H90V57H91V56L93 57V55H95V53H97V54H96V55H97L96 57H98V56L100 55V51H101L102 54L100 55L101 57H100V56L98 57L99 60H98V58H95V61L98 60V62H99V63L97 62V65H96V62L94 61V58L91 57V58L93 59V61H92L91 58H89V56H88ZM163 49H161V50H163ZM172 49L175 51V48H174V47H173ZM179 49H180V48H179ZM194 49L197 50L196 48H194ZM204 49H206V48H204ZM0 50H1V49H0ZM19 50H21V49H19ZM45 50H46V47H45ZM70 50H71V52H70ZM91 50H93V52H94V51H96V52H95V53H91ZM98 50H99V55H98ZM124 50H125V49H123V55H124V52H125ZM126 50H127V49H126ZM130 50H131V49H130ZM159 50H160V49H159ZM187 50H189L188 47L186 48V51H185V52L188 53ZM199 50H200V49H199ZM199 50H198V51H199ZM206 50H207V49H206ZM257 50H258V48H257ZM6 51H7V49H6ZM11 51H12V50H11ZM11 51L9 50V52H11ZM21 51H22V50H21ZM48 51H49V49L47 50V52H48ZM118 51H119V52H118ZM127 51H129V50H127ZM127 51H126V52H127ZM142 51H143V50H142ZM165 51H163V52H164L165 54H167V52H165ZM177 51H178V50H177ZM180 51H181V49L179 50V53H180ZM183 51H184V49H182V52H181L180 54H182ZM189 51L191 52V54H193L192 51H194V50H192V51L189 50ZM201 51H203L202 48H201ZM13 52H14V51H13ZM17 52H19V51H17ZM17 52H16V53H17ZM38 52H40V51H38ZM43 52H45V51H43ZM43 52H42V54H43ZM49 52H50V51H49ZM69 52H70V53H69ZM134 52H135V51H134ZM154 52H155V51H154ZM169 52H170V51H169ZM175 52H176V51H175ZM175 52H174V53H175ZM185 52L182 54V55L185 54L183 57L179 54L180 57H182L183 59H184V57H185L184 60H181L180 58H179V59H180V60H179V59L177 58L179 61L182 62V64L185 62V64H183V66H184V65H186V66H190V64L192 65V64L198 63V61L200 60V57H202V55H201L200 57H198V55H199L200 53H198V55L196 54V57H197V59L195 58V59L197 60V61H196V60H194V59L192 58V56H193L195 53L191 56L190 52L188 53L189 55H188L187 53H185ZM194 52H195V51H194ZM4 53H5V51H4ZM7 53H8V52H7ZM11 53H12V52H11ZM16 53H14V54H16ZM108 53H109V54H108ZM112 53H113V54H116L117 56L115 57ZM171 53L173 54V57H175V56H174L175 54H176V55L178 54V52L174 54V53L172 52V50H171ZM261 53H262V52H261ZM28 54H29V52H28ZM36 54H37V53H36ZM42 54H40V55H42ZM92 54H93V55H92ZM106 54H107V55H106ZM152 54H153V53H152ZM161 54H163V53H161ZM205 54H206V53H205ZM207 54H208V53H207ZM207 54H206V56H207ZM9 55H11V54H7V55H5V56H8V59H6V57H5V59L7 60L6 62H7V63L10 62V64H11V65H9V66H7V67H11V66L14 67V66H15L14 64H16V63H11V61H12V60H13V62H14V60H15V62L17 61L16 58H15V55H13V57H14L15 59L13 58L12 60H11L12 56H9ZM118 55H119V56H118ZM138 55L141 56V57H144V56L146 55V53H143V52H141V51L139 52V54H133V53H132V54H131L132 57L130 58V62L133 63L134 60L136 61V58L138 57ZM157 55H158V54H157ZM169 55H170V54H169ZM187 55H188V56H187ZM23 56H24V57H23ZM27 56H28V55H27ZM32 56H33V55H32ZM102 56H103V57H102ZM112 56H113V58H112ZM158 56H159V55H158ZM166 56H168V55H166ZM186 56H187L188 58L191 57V58H189V60H192V59H193L194 61L192 60V63H191L190 61H188V59L186 58ZM194 56H195V55H194ZM9 57H10V58H9ZM28 57H29V56H28ZM28 57H27V58H28ZM30 57H31V56H30ZM39 57H40V56H39ZM170 57H171V56H169L168 60L170 59ZM173 57L171 58L172 61H173ZM176 57H178V55H177ZM0 58H1V57H0ZM3 58H4V57H3ZM41 58H42V57H41ZM88 58H89V59H88ZM104 58H106V61H103ZM116 58H117V59H116ZM166 58H167V57L163 56L162 60H159V62H160V61H163V63H164V60L167 61ZM205 58H206V57H205ZM208 58H209V56H208ZM9 59H10L11 61H8ZM24 59H25V60H24ZM96 59H97V60H96ZM114 59H115V60H114ZM163 59H164V60H163ZM171 59H170V61H171ZM174 59H175V58H174ZM177 59H176V60H177ZM198 59H199V60H198ZM201 59H202V58H201ZM210 59H211V58H209V61H207V62H210ZM2 60H4V59H2ZM34 60H36V59L34 58ZM37 60H39V59H37ZM90 60H91V61H90ZM113 60H114V61H113ZM155 60H156V59H155ZM176 60H174V61L176 62ZM186 60H187V61H186ZM202 60H203V59H202ZM31 61H32V60H31ZM200 61H201V60H200ZM203 61H204V60H203ZM203 61H201V62H203ZM88 62H89V63H88ZM93 62H95L94 65H91V63L93 64ZM104 62H105V63H104ZM152 62H153V61H152ZM159 62L156 61V65H157ZM194 62H195V63H194ZM106 63H107V64H106ZM163 63H160L161 65H159V66L161 67V68H159V69H161V72H163V71L165 72L166 70H168V69H166V70L163 69V65H164ZM166 63H167V62H166ZM166 63H165V66H166V67L164 66V68H167V67L169 68L170 66L172 67V64H173V63L171 64V63H169V61H168L169 66H168V64H166ZM178 63H180V62H178ZM178 63H177V67L179 66V67L181 68V67H182V66L180 65L181 63H180V64H178ZM186 63H188V64H186ZM189 63H190V64H189ZM5 64H6V63H5ZM18 64H19V63H18ZM40 64H41V63H40ZM113 64H111V65L113 66ZM153 64H154V63H153ZM162 64H163V65H162ZM199 64H200V63H199ZM202 64H203V63H202ZM204 64H205V63H204ZM209 64H210V63H209ZM213 64H214V63H213ZM3 65H4V64H3ZM6 65H7V64H6ZM22 65H23V66H22ZM25 65H26V64H25ZM27 65H28V64H27ZM27 65H26V66H27ZM32 65H33V63H32ZM32 65H31V66H32ZM89 65L94 66V67H91V68H90ZM154 65H155V64H154ZM156 65H155V67H154V71H155V72L157 71V69L155 70ZM210 65H211V64H210ZM0 66H1V65H0ZM33 66H34V65H33ZM36 66H37V65L35 64V67H36ZM39 66H40V65H39ZM41 66H42V65H41ZM41 66H40V68H41ZM112 66H111V67H112ZM147 66H148V68L150 69V73L153 72V71H151V68L153 69V65L151 64V67H150L149 64H148V65L146 64V67H147ZM174 66L176 67V63H175V65H173V67H174ZM186 66H184V67H186ZM198 66H200V65H198ZM203 66H204V65H203ZM207 66H208V65H207ZM3 67H4V66H3ZM28 67H30V66H28ZM88 67H89L91 70H89ZM146 67H144V68H146ZM171 67H170V68H171ZM184 67H182V68H184ZM195 67H196V65H195ZM212 67H213V66H212ZM212 67H209V68L211 69ZM216 67H217V66H216ZM17 68H18V67H17ZM148 68L145 69V70L143 69V70H142V73H143V74L145 73V75H146V74L148 73V71H149ZM182 68H181V71H182L181 74H182V75L186 74V73H183V72H188V70H190V68H189V69L187 68V69H188V70L186 69L187 71H186V70L183 71ZM193 68H194V67H193ZM196 68H197V69H196V71H197V70H198V67H196ZM200 68H201V67H200ZM8 69H12V68H8ZM26 69L29 70V71H27V73H26ZM32 69H33V68H32ZM34 69H35V68H34ZM124 69H125V68H124ZM175 69H176V68H175ZM177 69L179 70V68H177ZM201 69H202V68H201ZM201 69H199V70H201ZM1 70H2V69H1ZM14 70H15V69H14ZM35 70H36V69H35ZM37 70L39 71V68H38ZM40 70L42 71V68H41ZM88 70H89V72H88ZM98 70H99V71H103L104 74L106 73V72H104L105 69L101 70V69L98 68ZM107 70H105V71H107ZM146 70H148V71L146 72ZM169 70H170V69H169ZM169 70H168V71H169ZM207 70H208V69H207ZM6 71L9 72L8 70H6ZM6 71H5V72H6ZM16 71H17V69H16ZM22 71H23V72H22ZM108 71H109V70H108ZM126 71H127V70H126ZM126 71H125V72H126ZM143 71H145V72H143ZM170 71H171V70H170ZM173 71H174V70H173ZM190 71H191V70H190ZM203 71H204V70H203ZM211 71H212V70H211ZM32 72H33V70H32ZM96 72H97V71H96ZM155 72H154V73H155ZM157 72H158V71H157ZM164 72H163V73H164ZM177 72H178V71H176V73H177ZM16 73H17V72H16ZM38 73H39V72H38ZM88 73H89V74H88ZM103 73H102V74H99V73L97 72V75L99 74V78H100V76H103ZM150 73H148V74H150ZM168 73H169V72H168ZM170 73H171V72H170ZM170 73H169V74H170ZM192 73L195 75V76H193V78H194V77H197V76L199 75V74L196 75L195 72H191V74H192ZM197 73H198V72H197ZM201 73H202V72H201ZM206 73H207V72H206ZM206 73H205V74H206ZM12 74H13V73H12ZM33 74H36V72L33 73ZM33 74H32V75H33ZM41 74H42V72H41ZM143 74H142V75H143ZM152 74H153V73L150 74V76H152V80H153V79L156 80V79H155L156 77H157V78H158V77L160 78V80H158V79H159V78H158L156 82L158 83L157 85H159V86L161 87V89H160L159 86H158L159 88L157 87V85L155 84L156 82L154 83V80L152 81V83L155 84V85H154L153 87H150L149 85L152 86V84H149V83L151 82V81H150V76L147 78L148 75H146V77H145V76H144V77L147 78L146 81H147V82L149 81V82L147 83V82L143 79V80H144V82H143L144 84H141L140 86H138V85L141 83V81H143V80H141L143 76H142V77L140 76L141 79L138 80V82L136 81V86H138V87L136 88V86H135V87L133 88V89H134V93H137L136 96H137L138 94L141 93L140 96H139V95H138V96H139V97H142V96H141V95H143L142 92L146 91L147 89H145V90L143 91V89H144L143 87H144V86H143V87H141V86H142V85H145V88H148V91H147L146 93H145V92H144V93L147 94V95H146L147 97H149L148 94H150L151 97H149V99H150V98H151V99L153 98V97H152L153 93H154V95H153V96H154V100H156L155 98L158 99V97H156V96H159L158 94L160 93V95L163 94L162 96L164 97V101L167 102V105L170 104L171 99H167V97H169L172 93H170L169 96H165L166 94H164V93H165L166 91H165V89H164L165 92L163 91L162 94H161V91H160V90L163 89V88H162L163 86H161L162 83L159 84L160 81H163V80H161V75H159V73H157L158 76H155V75H157L156 73H155V75H154V74L152 75ZM165 74H167V73L165 72L164 74H162V76L165 75ZM174 74H175V72H173V76H171V75H172V74H171L170 76H167V77H169V78L171 77V78H172V77H174ZM178 74H180V72H178ZM189 74H190V72H189ZM191 74H190V76H191ZM193 74H192V75H193ZM203 74H204V73H203ZM207 74H208V73H207ZM212 74H213V73H212ZM216 74H217V73H216ZM260 74H261V73H260ZM29 75H31V74H29ZM32 75H31V76H32ZM88 75H89V76H88ZM90 75H91V76H90ZM97 75H96V76H97ZM187 75H188V74H187ZM201 75H202V74H201ZM210 75H211V74H210ZM5 76H6V75H5ZM10 76H11V72H10V75H8V77L10 78ZM31 76H30V77H31ZM59 76H60V78H59ZM154 76H155V78H153ZM184 76H185V75H184ZM203 76H204V75H203ZM203 76H202V77H203ZM214 76H215V75H213V77H214ZM27 77H28V76H27ZM35 77H36V76H35ZM38 77H39V76H38ZM87 77H88V78H87ZM140 77H139V78H140ZM144 77H143V78H144ZM182 77H183V76H182ZM182 77H181V80H180L179 77H178L177 80H179V81H183L184 79L187 80V79L190 78V77H189V78H185V77H186V76H185V77H183V80H182ZM191 77H192V76H191ZM207 77H209V76H207ZM219 77H220V76H219ZM6 78H7V77H6ZM32 78H34V77H32ZM36 78H37V77H36ZM85 78L88 79V80L90 79L91 81L89 82V81L86 80ZM101 78H102V77H101ZM165 78H166V75H165ZM175 78H177V77H175ZM198 78H199V77H198ZM47 79H48V81H47ZM172 79H173V78H172ZM194 79H195V78H194ZM201 79H203V80H201ZM201 79H200V80H201L202 82H203L204 80H206V78H204V77L201 78ZM216 79H217V78H216ZM31 80H32V79H31ZM166 80H167V78H166ZM168 80H169V79H168ZM173 80H174V79H173ZM177 80H176V81H177ZM241 80H242V79H241ZM262 80H263V79H262ZM0 81H1V80H0ZM32 81H33V80H32ZM46 81H47V82H46ZM56 81L58 82L57 85H55V82H56ZM132 81H134V82H132ZM158 81H159V82H158ZM171 81H172V80H170V82H171ZM190 81H192V82L190 83V85H192L194 82H193V80H189V82H190ZM242 81H243V80H242ZM28 82H29V81H28ZM28 82H27V83H28ZM33 82H34V81H33ZM88 82H89V83H88ZM139 82H140V83H139ZM145 82L147 83V85L145 84ZM164 82H165V81H164ZM186 82H187V81H183V83H186ZM204 82H206V81H204ZM215 82H216V81H215ZM249 82H250V81H249ZM255 82H256V81H255ZM31 83H32V82H31ZM46 83H47V84H46ZM53 83H54L55 87L58 86V87L56 88L57 90H56V89L53 90V86H54ZM131 83L135 84V80H134V78H133L132 80L130 79V83H129V85H131ZM165 83H166V82H165ZM172 83H173V82H172ZM172 83H171V85H172ZM178 83H179V82H178ZM218 83H219V82H218ZM244 83H245V81H244ZM2 84H3V85H2ZM8 84H9V85H8ZM29 84H30V83H29ZM29 84H28V85H29ZM104 84L106 85L105 89L102 90V91L98 90V88H99L100 86H103ZM166 84L168 85V83H166ZM174 84H175V82H174L173 85H172L173 87H171L170 84L168 85V87L170 86V88H175L176 86H174ZM179 84H181L180 86H183V87L186 85V84H185V85H182V82H180ZM194 84H195V83H194ZM263 84H264V82H263ZM31 85H32V84H31ZM37 85H35V86H37ZM175 85H176V84H175ZM38 86H39V85H38ZM38 86H37V87H38ZM112 86H113V89H112ZM132 86H134V85H132ZM146 86H149V87H146ZM155 86H156L158 89H160V90L157 91L156 88H155ZM164 86H165V85H164ZM177 86H178V85H177ZM188 86H189V85H188ZM188 86H187V87H188ZM193 86H194V85H192V86H190V87L193 88ZM197 86H198V85H197ZM197 86H196V87H197ZM199 86H200V85H199ZM206 86H207V85H206ZM217 86H218V85H217ZM219 86H220V85H219ZM219 86H218V87H219ZM251 86H252V85H251ZM165 87L167 88V86H165ZM165 87H164V88H165ZM183 87H182V88H183ZM135 88H136V89H135ZM140 88L142 89L141 92L138 93L137 91H135V90H138V91H139ZM149 88H150V89H149ZM170 88H169V90H170ZM208 88H209V87H208ZM213 88H214V87H213ZM248 88L250 89V87H248ZM248 88H247V89H248ZM256 88H257V87H256ZM39 89H40V88H38V90H39ZM102 89H103V88H102ZM125 89H126V88H125ZM133 89H132V91H130L131 93L133 92ZM184 89H185V91H187V90H186V87H184L182 90H184ZM190 89H191V88H190ZM194 89H195V88H194ZM32 90L34 91V87H33ZM51 90H52V91H51ZM127 90H128V89H127ZM149 90H154L156 93H155L154 91H153V92L150 91V92L152 93V95H151V93L149 92ZM174 90H176V93H177V90H178V89L176 88V89H174ZM206 90H207V88H206ZM212 90H213V89H212ZM123 91H124V90H123ZM170 91H171V90H170ZM172 91H173V90H172ZM178 91H179L178 93H179V95H180V91H181V89L178 90ZM191 91H192V90H188L187 93H185V94L183 93V94H184V95H187V94H189V93L191 94ZM194 91H195V90H194ZM196 91H197V90H196ZM199 91H200V90H199ZM209 91H210V90H209ZM256 91H257V90H256ZM40 92H41L40 94H43L41 90H40ZM53 92H54V93H53ZM130 92H129V93H130ZM173 92H174V91H173ZM181 92H182V91H181ZM183 92H184V91H183ZM188 92H189V93H188ZM213 92H214V91H213ZM252 92H253V91H252ZM30 93H33V92L30 91ZM38 93H39V91H38ZM45 93H44V94H45ZM49 93H52V94H49ZM157 93H158V94H157ZM174 93H175V92H174ZM178 93H177V95H178ZM196 93H197V92H196ZM34 94H35V93H34ZM89 94H90V95H89ZM95 94H96V95H95ZM155 94H156V95H155ZM168 94H169V93H168ZM190 94H189V95H190ZM194 94H195V93H194ZM205 94H207V93L204 92V95H203V96H205ZM212 94H213V93H212ZM31 95H32V94H31ZM49 95H50V97H49ZM94 95H95L96 97H95V98H92V100H91L90 97H93ZM130 95H131V94H130ZM173 95L175 96V94H173ZM173 95H171L173 98L170 96L172 99H174V98L177 96V95H176V96L174 97ZM184 95H183V96H184ZM209 95H211V93L208 94V97H209ZM39 96H40V95H39ZM41 96H42V95H41ZM41 96H40V97H41ZM89 96H90V97H89ZM127 96H128L129 99L131 98L130 101H131L132 99H135V101H137V100L139 99V98H138V99L136 100L135 96H133V93H132L131 96H129V94H128ZM127 96H126V97H127ZM143 96H144V95H143ZM198 96H199V95H198ZM206 96H207V95H206ZM21 97H22V98H21ZM33 97H34V96H33ZM40 97H38V98H40ZM132 97H133V98H132ZM147 97H146V99H147ZM163 97H159V99L163 100ZM165 97H166V99H165ZM170 97H169V98H170ZM178 97H179V96H178ZM180 97H181V95H180ZM227 97H228V96H227ZM41 98H42V97H41ZM114 98L117 100V96H115ZM114 98H113V99H114ZM182 98H183V97H182ZM184 98H185V97H184ZM198 98H199V97H198ZM27 99H28V97H27ZM34 99H36V97H35ZM125 99H126V98H125ZM129 99H128V100H129ZM149 99H148V104H149V102H150ZM196 99H197V98H196ZM201 99H202V98H201ZM30 100H31V99H30ZM32 100H33V99H32ZM126 100H127V99H126ZM142 100H143V99H142ZM142 100H141V98H140V102H141ZM152 100H153V99H152ZM154 100H153V101H154ZM167 100H170V101L168 102ZM25 101H26V100H25ZM35 101H36V100H35ZM38 101H39V100H38ZM113 101H114V100H113ZM135 101H131V103H132V102H135ZM158 101H160V100H158ZM158 101H157V102H154V103L152 102V104H153V105H152V106H153V107H152V109H153L152 111L156 112V110H158V109L160 110V112H161L162 110H163V112H164V111H167V110L164 109L165 106H166L165 102L162 101L163 103H162V102H161V103H160V102L158 103ZM172 101L175 102L176 100H172ZM172 101H171V103H172ZM178 101H179V100H178ZM196 101H197V100H196ZM212 101H213V100H212ZM115 102H116V101H115ZM138 102H139V101H138ZM140 102H139V103H140ZM182 102H183V101H182ZM185 102H186V101H185ZM203 102H205V101H203ZM218 102H219V101H218ZM1 103H0V104H1ZM21 103H22V104H21ZM42 103H43V102H42ZM142 103H143V102H142ZM190 103H192V102H190ZM196 103H198V102H196ZM24 104H25V102H24ZM32 104H33V103H32ZM105 104H104V105H105ZM113 104H114V102H113ZM113 104H112V105H113ZM119 104L122 105V104H121V101H120ZM126 104H128L127 101H126ZM129 104H130V103H129ZM129 104H128V107H129V109L132 111V110L134 109V108L131 107V105H132L133 103L130 104V106H129ZM136 104H137V103H135V105H136ZM148 104H147V105H148ZM163 104H164L165 106H164ZM174 104H180V103L175 102ZM182 104H183V103H182ZM182 104H181V105H182ZM184 104H185V103H184ZM184 104H183V106H184ZM231 104H232V103H231ZM36 105H37V104H36ZM104 105H103V106H104ZM107 105H108V104H107ZM107 105H105V106H106V108H108V110H107L106 108H104V109L101 108L102 111H100V110L97 111L98 113H99V111H100V113H101V115H100V113H99V114L97 113V115H96V116L99 115V116H98V118L100 117L99 121H97L98 119H97V117L95 116L96 121L92 120V123L90 122L91 124H89L90 126H92V125H93V122H94V124H95L96 122H100V124L97 123V126H96L95 128H94V127H92V128L94 129V133H95V131H96V128L98 129L97 131H99V133L101 132L100 134H99L98 132H97L98 134H97V133L95 134V135H97V136H98V135H101V136H99L98 139L95 140L93 143L91 142V143H92V144H91L92 147L90 146L91 150H92V148L94 147L93 144L95 145V144L97 143V141H98L100 138H102V139H100V140L103 141V139L105 138V137H103V136H104V135L106 136L105 130H104V133H103V135H102V131H103V130L101 129L100 125H102V122H104L105 120H107V119L109 120V118H111V117H109V118L107 117V114L109 115V112H110V113H113V112H112L113 109H112V110H111V108L109 109L110 106L108 105V107H107ZM144 105H145V103H144ZM150 105H151V104H150ZM170 105H172V104H170ZM186 105H187V104H186ZM190 105H193V103L190 104ZM202 105H203V104H202ZM202 105H201V108H202ZM0 106H1V105H0ZM37 106H39V105H37ZM63 106H64V107H63ZM101 106H102V105H101ZM145 106H146V105H145ZM177 106H178V105H177ZM187 106H188V105H187ZM218 106H219V105H218ZM218 106H217V107H218ZM27 107H28V105H27ZM27 107H26V108H27ZM134 107H136V106H134ZM143 107H144V106H143ZM143 107H141V109H142ZM168 107H170V106L168 105ZM173 107H174V106H173ZM173 107H170L171 111L173 110V109H172ZM175 107H176V106H175ZM175 107H174V108H175ZM198 107H199V106H198ZM29 108H30V106H29ZM43 108H46V110H47L48 108H50V109H48L49 112H48V111L45 112V110H44ZM113 108H114V106H113ZM136 108H137V107H136ZM136 108H135V109H136ZM189 108H190V107H189ZM201 108H199V110L202 111ZM233 108H234V107H233ZM21 109H22V110H21ZM42 109H43L44 111H42ZM105 109H106L107 111H106ZM123 109H124V108H123ZM129 109H128V112L130 111ZM141 109L138 107L137 110H138V111H141ZM150 109H151V108H150ZM150 109H149V110H150ZM167 109H169V108H167ZM203 109H205V108H203ZM243 109H244V108H243ZM263 109H264V108H263ZM30 110H31V108H30ZM30 110H29V111H30ZM95 110H96V109L91 110L90 112H93V111H95ZM103 110H105V112H103ZM137 110H136V111H137ZM143 110H144V109H143ZM143 110H142L143 113L141 112L140 114H144V113H145V114H148V112H149L148 108L146 109V112H147V113L144 112ZM147 110H148V111H147ZM175 110H176V109H175ZM194 110H195V109H194ZM196 110H197V109H196ZM196 110H195V111H196ZM25 111H26V110H25ZM114 111H115V110H114ZM168 111H169V110H168ZM171 111H169V113H170ZM203 111H204V110H203ZM102 112H103V115H102ZM117 112H118V111H117ZM132 112H133V111H132ZM134 112H135V110H134ZM134 112H133V114H134ZM160 112H158L157 114H159ZM163 112H161L162 115L164 114ZM24 113L26 114V112H23V114H22L23 116H24ZM44 113H48V115H49L50 117H52L51 115H55L56 118H57V121H58V120H61V121H58V123H59V125H61V126L63 127V129H61L59 132H57V134L55 135V137H54V139H53V142H52L51 144H49V145H45V143L48 141L49 138L47 139V141H45V143H44V140H45L48 136L50 137L51 134L48 135L46 138H45V136H44L45 139L43 138V143H44L43 145L41 144V143H42V140L40 141L41 138H39V135L42 134V132L40 133V131H41L40 128H41L42 126H43L42 131H45V133H47V132L49 131L47 128H48L49 126L51 127V125L49 124L48 126H46V125L49 123V122L47 121V122H46V125H45L47 128L44 126V123H41L42 126L39 128V126L37 125V124H39V123H38V122L35 123L36 120L44 119V118H41V117H43V116H44L45 118H48V116L46 117ZM49 113H50V114H49ZM52 113H53V114H52ZM151 113H152V112H151ZM151 113H150V114H151ZM161 113H160V114H161ZM197 113H198V111H197ZM209 113H210V112H209ZM244 113H245V112H244ZM17 114H18V115H17ZM145 114H144V115H145ZM150 114H149V115H150ZM157 114H156L155 116H157ZM189 114H190V113H189ZM192 114H193V113H192ZM203 114H204V113H203ZM241 114H242V112H241ZM32 115H33V114H32ZM39 115H41V117H40L41 119L38 118ZM46 115H47V114H46ZM104 115H105L106 117H105ZM114 115H116V114H114ZM114 115H112V117H113V119H114V122H116V116H114ZM123 115H124V114H123ZM137 115H139V114H137ZM185 115H186V114H185ZM199 115H201V114H199ZM7 116H11V117H10V118H11L10 120L13 122V123H12L13 125L15 124V125H14L15 127H13V125L11 124V121H9V120L7 119ZM55 116H54V117H55ZM102 116H103V117H102ZM110 116H111V115H110ZM130 116H131V120H130L129 117H127V118H129L130 123L132 124L134 121H132V115H130ZM134 116H135V114H134ZM134 116H133V117H134ZM141 116H142V115H141ZM146 116H147V115H145L143 118H146ZM151 116H154V114L152 113ZM151 116H147V117H150V119L155 117V116H154V117H151ZM159 116H160V115H159ZM195 116H196V115H195ZM219 116H221V115H219ZM226 116H227V115H226ZM243 116H244V115H243ZM15 117H16V119H15ZM17 117H18V118H17ZM25 117H26V116H25ZM50 117H49V118H50ZM101 117L104 119L103 121H102V118H101ZM104 117L107 118V119H105ZM121 117H122V115H121ZM139 117H140V115H139ZM164 117L167 119V117H166L165 115H164ZM183 117H184V116H183ZM187 117H188V115H187ZM222 117H224V116H222ZM228 117H229V116H228ZM244 117H245V116H244ZM244 117H242V118H244ZM8 118H9V117H8ZM140 118H142V117H140ZM160 118H162L161 121H162V120L164 121L163 117H160ZM173 118H174V117H173ZM185 118H186V117H185ZM220 118H221V117H220ZM113 119H112V120H113ZM124 119H125V118H124ZM135 119H136V117H135ZM137 119H138V117H137ZM150 119L147 118V120H150ZM183 119H184V118H183ZM212 119H213V118H212ZM222 119H223V118H222ZM228 119H229V118H228ZM23 120H25V119H23ZM100 120H101V121H100ZM108 120H107L108 123H107V122H106V123L104 122L103 124H110V122H111L112 120H111V121H110V120L108 121ZM159 120H160V119H159ZM173 120H174V119H173ZM181 120H182V119H181ZM195 120H196V119H195ZM209 120H210V119H209ZM209 120H207V121H209ZM31 121H32V120H31ZM54 121H55V120H54ZM84 121H85V122H84ZM131 121H132V122H131ZM141 121H142V119H141ZM145 121H146V120H145ZM150 121H151V123H152V120H150ZM163 121H162V122H163ZM165 121H167V120H165ZM170 121H171V120H170ZM170 121H168V124H169ZM185 121H186V120H185ZM210 121H211V120H210ZM50 122L53 123V120L50 121ZM117 122H119V121H117ZM122 122H123V121H122ZM125 122H126V121H125ZM128 122H129V121H128ZM147 122H148V121H147ZM154 122H155V121H154ZM156 122H157V121H156ZM200 122H201V121H200ZM221 122H223V121H221ZM228 122H229V121H228ZM231 122H232V121H231ZM18 123H19V124H18ZM58 123H57V125H58ZM111 123H112V122H111ZM126 123H127V122H126ZM134 123H135V124H136V123H139V125L137 124V126H139V127H140V125H141V124H140V121H138V120L135 121ZM141 123H142V122H141ZM163 123H164V122H163ZM163 123H160V122H159L160 125H163ZM166 123H167V122H166ZM21 124H22L23 126H22ZM54 124H55V122H54ZM98 124H99V125H98ZM147 124H148V123H147ZM159 124H156V123H155V125H159ZM259 124H260V123H259ZM17 125H18V126H17ZM20 125H21V126H20ZM26 125H28V124H26ZM52 125H53V124H52ZM55 125H56V124H55ZM57 125H56V126H57ZM75 125H76V127H74ZM95 125H96V124H95ZM111 125H113V124H110V125H109V126H110V129L112 128ZM114 125H115V124H114ZM114 125H113V126H114ZM122 125H123V124H122ZM122 125H120V127H121ZM124 125L126 126V124H124ZM124 125H123V126H124ZM127 125H128V124H127ZM145 125H146V124H145ZM145 125H144V126H145ZM197 125H198V124H197ZM218 125H219V123H218ZM221 125H222V124H221ZM225 125H226V123H225ZM243 125H244V124H243ZM245 125H246V124H245ZM93 126H94V125H93ZM105 126L108 128L107 125H105ZM130 126L133 127V125H130ZM137 126H135V129H136ZM141 126H143V125H141ZM147 126H148V125H147ZM147 126H145V127H147ZM163 126H165V123H164ZM168 126H169V125H168ZM171 126H173V124H172ZM184 126H185V125H184ZM190 126H191V124H190ZM16 127H17V129H16ZM18 127H21V128L24 127V128H22V129L20 128V129H19ZM27 127H29V126H27ZM27 127H26V129H27ZM50 127H49V128H50ZM53 127H54V125H53ZM106 127H105V128H106ZM126 127H127V126H126ZM126 127H124V130H127ZM128 127H129V125H128ZM131 127H129V128H131ZM152 127H153L152 125H151V127L149 126V128H152ZM186 127H187V126H186ZM221 127H222V126H221ZM44 128H45L46 130H44ZM60 128H61V127H60ZM89 128H90V127H89ZM92 128H91L90 130H93ZM103 128H104V126H103ZM105 128H104V129H105ZM125 128H126V129H125ZM137 128H138V127H137ZM140 128H141V127H140ZM140 128H139V129H140ZM159 128H160V127H157V130H158ZM26 129H25V130H26ZM28 129H29V128H28ZM51 129H52V127H51ZM54 129H55V128H54ZM58 129H59V127H58ZM74 129H75V130H74ZM100 129H101V131H100ZM116 129H117V127H116ZM131 129H132V128H131ZM164 129H166V128L164 127ZM113 130H114V134H115V127L113 128ZM113 130H112V131H113ZM121 130H122V128H121ZM133 130H134V128H133ZM162 130H163V128H162ZM162 130H161V133L163 132ZM56 131H57V130H56ZM63 131H64L65 136H64V134H62ZM107 131H108L107 133H109V134L111 133V132H109V131H111V130H109V128L107 129ZM137 131H138V129L136 130V132H137ZM144 131H145V130H144ZM151 131H152V130H151ZM164 131H165V130H164ZM65 132H66V133H65ZM117 132H118V131H117ZM120 132H121V131H120ZM127 132H128V131H127ZM127 132H126V133H127ZM157 132H159L158 134H160V131H159V130H158ZM49 133H52V131H50ZM49 133H47V134H49ZM90 133H91V132H90ZM132 133H133V132H132ZM145 133H147V132H145ZM149 133H151V132L149 131ZM152 133H153V132H152ZM163 133L165 134V132H163ZM163 133H162V134H163ZM47 134H46V135H47ZM109 134H108V136H109ZM112 134H113V133H112ZM117 134H118V133H117ZM117 134H115V135H117ZM137 134H138V133H137ZM137 134H136V136H137ZM158 134H157V136H158ZM162 134H160V135L162 136ZM62 135H63V136H62ZM82 135H83V137L81 138L80 143H82V139H83V140H84V139H85V140H89V141H84V144L82 143V145L79 143V146H76L77 144H76V145L74 144V145H72V146H74V147L71 146L70 149H68V147H66V146L69 145V144H66V142H69V143H70V142L74 141L75 139H77L78 137H81ZM127 135H128V134H127ZM132 135H133V134H132ZM141 135H142V134H141ZM153 135H154V134H153ZM160 135H159V136H160ZM167 135H168V134H167ZM40 136H42V135H40ZM60 136H61V137H60ZM68 136H69V138H66V137H68ZM125 136H126V134H125ZM136 136H135V137H136ZM138 136H139V135H138ZM138 136H137V138H135V139H137V142H138L139 140H140V142H141L142 140H141V139L138 140ZM144 136H145V134H143V137H144ZM168 136H169V135H168ZM42 137H43V136H42ZM114 137L117 138L116 136H114ZM118 137H120V135H119ZM128 137H129V136H128ZM140 137H141V136H140ZM140 137H139V138H140ZM146 137H147V136H146ZM164 137H166V136H164ZM38 138H39V139H38ZM115 138H114V139H115ZM141 138H142V137H141ZM148 138L150 139V137H148ZM37 139L39 140V142L37 141L38 143L35 144ZM105 139H106V138H105ZM105 139H104V140H105ZM117 139H118V138H117ZM123 139H124V138H123ZM145 139H147V138H145ZM166 139H167V138H166ZM106 140H109V138L106 139ZM132 140H133V139H132ZM151 140H152V139H151ZM62 141H63V142H62ZM121 141H123V140H121ZM130 141H131V140H130ZM144 141H145V140H144ZM147 141H148V140H147ZM147 141L143 142V143H145L144 146H146V147H145L146 149H147V147H149V146L151 147V145H152V142L150 141V142H151V145H150V143L148 142L149 145L147 144V145H148V146H147V145H146V142H147ZM123 142H124V141H123ZM137 142H136V143H137ZM160 142H161V141H160ZM39 143H40L41 145H39ZM75 143H77V142H75ZM100 143H103V142H100ZM100 143H98V144H100ZM106 143H108V142L106 141L105 144H106ZM143 143L141 142V144H143ZM89 144H90V143H89ZM162 144H163V143H162ZM36 145H37V147H39V148H36V147H35ZM44 145H45V146H44ZM87 145H88V143H86V145H85V146L88 148V149H87V151H88V150H90V149H89V145H88V146H87ZM102 145H103V144H102ZM138 145H139V144H138ZM40 146H41L42 148H41ZM85 146H84L83 148H85ZM96 146H98V145H96ZM100 146H101V145H100ZM110 146H111V145H110ZM110 146H108V147H110ZM113 146H114V145H113ZM113 146H112V147H113ZM144 146H143V148H144ZM152 146H153V145H152ZM194 146H196V145H194ZM34 147H35L36 149L40 150V152H38L36 149H34ZM101 147H102V146H101ZM103 147H104V146H103ZM132 147H133V146H132ZM134 147H135V146H134ZM136 147H137V146H136ZM150 147H149V148H150ZM40 148H41V149H40ZM72 148H73V149H72ZM81 148H82V147H80V149H81ZM97 148H100V147H97ZM137 148H138V147H137ZM158 148H159V147H158ZM192 148H193V147H192ZM202 148H204V147L202 146ZM32 149H34L36 152L33 151ZM77 149H78V148H77ZM141 149H142V148H140V150H141ZM183 149H184V148H183ZM31 150H32V151H31ZM74 150H76L77 152L74 151ZM81 150H82V151H80L79 154L77 153V155H80V154H81V155L83 156V153H84V152H83V149H81ZM93 150L95 151V149H93ZM104 150H106V149H104ZM129 150H130V148H129ZM142 150H143V149H142ZM186 150H187V149H186ZM191 150H192V149H191ZM191 150H190V151H191ZM194 150H195V149H194ZM194 150H193V151H194ZM30 151H31V155H30L31 157H30V159H29V157H28V156H25V154H28V153L30 154ZM97 151H98V152H97ZM97 151H96V152H97L98 154H94L95 156H96V155L99 156L100 154H102V151H103V150H101V149H97ZM100 151H101V153H99ZM180 151H181V150H180ZM193 151H192V152H193ZM196 151H198V150L196 149ZM199 151H200V149H199ZM82 152H83V153H82ZM89 152H90V151H89ZM115 152H116V151H115ZM154 152H155V150H154ZM154 152H152L151 155H150V154H149V155L153 157V156H154ZM184 152H185V151H184ZM202 152H203V150H202ZM202 152H201V153H202ZM204 152H205V151H204ZM62 153H63V154H62ZM93 153H95V152H93ZM128 153H129V152H128ZM194 153H195V152H194ZM205 153H207V152H205ZM29 154H28V155H29ZM60 154H62V155H60ZM85 154H86V152H85ZM87 154H88V153H87ZM87 154H86V155H87ZM90 154H92V153H90ZM103 154H104V155H103ZM103 154H102L103 157H104L105 155H107V153L105 154V151H104ZM110 154H112V153L110 152ZM152 154H153V155H152ZM160 154H161V153H160ZM180 154H181V153H180ZM185 154H186V156H187V153H185ZM81 155H80L79 157H81ZM146 155H147V154H146ZM155 155L159 156L158 154H155ZM190 155H191V154H190ZM190 155H189V156H190ZM199 155H200V154H199ZM213 155H214V154H213ZM24 156H25V157H24ZM109 156H110V155H109ZM203 156H205V155H203ZM20 157H21V158H20ZM23 157H24V158H23ZM76 157H77V156H76V154H75V159H74V156L72 157L73 159H71V160H72V163L74 162L75 164H74V163H73V164L71 163L72 166H71V165L69 166V165H67V163H66L65 165H66L67 167H69L68 170H70V168L72 167V168H73V170H72V168H71L72 172H73V171H76V172H77L78 170H80V175L82 174V176L77 175V176H79V177H82V178L84 177V176H83V173H84V171H85V170H84V167H85L86 170H87L89 167L91 168V166H97V165H96L97 163L94 164L95 162H92L94 159H93V160H92V159H91V160L88 159V162L90 161V163L87 162L86 164H85V163H82V164H81L80 161H82L84 158L86 159L85 155H84L83 157H81V158H83L82 160H80L79 157H77V158L80 160L79 162H78V160H77ZM87 157L89 158V157H91V156H88V155H87ZM154 157H156V156H154ZM154 157H153V158H154ZM184 157H185V156H184ZM192 157H195V156H192ZM33 158H34V157H33ZM100 158H101V157L99 156V159H100ZM19 159H21V163H19V165H18L17 162L20 161ZM85 159H84V162H85ZM96 159H97V156H96ZM102 159H103V158H102ZM102 159H101V160H102ZM192 159H193V158H192ZM28 160H25V159H24L25 163H26ZM58 160H57V161H58ZM66 160H65V161H66ZM73 160H74V161H73ZM86 160H87V159H86ZM104 160H105V158H104ZM104 160H103V161H104ZM184 160H185V159H184ZM129 161H130V160H129ZM135 161H136V160H135ZM138 161H139V159H138ZM142 161H143V160H142ZM190 161H191V160H190ZM28 162H29V161H28ZM62 162H63V159H62L61 162H60V161L57 162V164L59 163V165H60V167H61V165H62L61 163H62ZM91 162H92V163H91ZM97 162H98V161H97ZM136 162H137V161H136ZM197 162H198V160H197ZM197 162H196V163H197ZM25 163H22V164L24 165ZM77 163H78V164H77ZM101 163H102V161H101ZM134 163H135V162H134ZM139 163H140V162H139ZM139 163H138V164H139ZM76 164H77V165H76ZM79 164H81V166H83V167L79 166ZM87 164H88V165L90 164L91 166H90V165L88 166ZM93 164H94V165H93ZM136 164H137V163H136ZM191 164H192V163H191ZM59 165H57V167H56V168L58 169V172H59V173H60V170H61L62 172L66 171V170H64V171L62 170L63 167H62V168L59 167V168H60V170H59V168H58ZM63 165H64V164H63ZM63 165H62V166H63ZM65 165H64V167H65ZM74 165L79 166V167L74 168V167H73ZM98 165H99V162H98ZM103 165H104V164H103ZM198 165H199V164H198ZM20 166H21V165H20ZM86 166H87V167H86ZM132 166H133V164H132ZM140 166H141V165H140ZM194 166H195V165H194ZM251 166H252V165H251ZM14 167H16L17 169L14 168ZM21 167H22V166H21ZM137 167H138V166H137ZM155 167H156V165H155ZM155 167H154V169H156ZM56 168H55V169H56ZM80 168H81V169H80ZM94 168H96V167H94ZM94 168H93V169H94ZM101 168H102V166H101ZM101 168H100V169H101ZM250 168H251V167H249V169H250ZM75 169H76V170H75ZM77 169H78V170H77ZM82 169H83V170H82ZM100 169L97 168V170H100ZM103 169H104V168H103ZM247 169H248V168H247ZM10 170H11V171H10ZM68 170L66 171V172H68L67 174H69V172H71V171H68ZM89 170H91V169H88L87 171H89ZM95 170H96V169H95ZM13 171H12V172H13ZM45 171H46V170H45ZM81 171H82L83 173H81ZM92 171H93V170H92ZM103 171H106V170L104 169ZM249 171H251V170H248V172H249ZM12 172H11V173H12ZM58 172H56L57 175L59 174ZM72 172H71V173H72ZM78 172H79V171H78ZM89 172L92 173L91 171H89ZM89 172H86V173H89ZM99 172H100V171H99ZM245 172H246V170H245ZM245 172H244V173H245ZM248 172H246V173H247L248 176H249L250 174H249ZM73 173H74L73 176H74L75 174H77V173H75V172H73ZM86 173H84V174H86ZM95 173H97V171H96ZM95 173H93V174H95ZM100 173H101L102 175H104L103 172H100ZM244 173H243V174H244ZM53 174H54V173H53ZM64 174H65V173H62V175H61L62 180L60 179V178H61V177H60L59 179H60L61 181H60V180H59V181H55V183L52 184V186L55 185L56 183L58 184V182H59V184H61V186L56 184V186H57L59 189L62 187V185H64V186H65V184L67 185V183L69 184V188H70V185H71L70 182H72V185H73L74 187H75V185L77 186V184L75 183V181L73 182V179H72V178H71V179H72V181H71V179H70L69 176H68V177L66 176V177H67L66 180L69 178V179H68L69 181L67 180V181L65 182V179H64L65 176H64ZM93 174H92V176H93ZM97 174H98V173H97ZM155 174H156V172H155ZM247 174H246V175H247ZM251 174H252V173H251ZM261 174H262V173H261ZM8 175H10V173H8ZM57 175H56V178H58ZM177 175H178V174H177ZM209 175H210V174L208 173V176H209ZM63 176H64V177H63ZM85 176L88 177V176H91V175H88V176H87V174H86ZM179 176H181V175L179 174ZM239 176H240V174H239ZM79 177H77L76 179H77V180L80 179V181H79L80 184H83L82 181H83L84 179L82 180V179L79 178ZM86 177H84V178H85L86 181H87V178H86ZM96 177H97V176H96ZM99 177H100V176H99ZM181 177H183V176H181ZM181 177H180V179H181ZM209 177H210V176H209ZM241 177H242V174H241ZM28 178H29V177H28ZM53 178H54V177H52V179H53ZM92 178H93V177H92ZM243 178H245V177H243ZM250 178H251V176H250ZM238 179H239V178H238ZM248 179H249V177L247 178V180H248ZM63 180H64V181H63ZM81 180H82V181H81ZM93 180H96V179H93ZM239 180H240V179H239ZM249 180H250V179H249ZM86 181H85V182H86ZM88 181L91 183L92 180H89V177H88ZM88 181L86 182V185H87ZM165 181H166V180H165ZM243 181H244V179H243ZM243 181H242V183H243ZM251 181H252V180H251ZM28 182H31V178H29V179L27 180V183H28ZM60 182H61V183H60ZM64 182H65V183H64ZM81 182H82V183H81ZM171 182H172V181H171ZM234 182H235V181H234ZM234 182H233V183H234ZM240 182H241V181H240ZM240 182H239V183H240ZM245 182H246V180H245ZM27 183H26V184H27ZM63 183H64V184H63ZM73 183H75V184H73ZM92 183H93V182H92ZM239 183H238V184H239ZM249 183H250V181H249L248 183H246V185L249 184ZM26 184H24V186H25ZM88 184H89V183H88ZM153 184H154V183H153ZM160 184H161V183H160ZM166 184H167V183H166ZM173 184H174V183H173ZM231 184H232V183H231ZM13 185H16V183H14ZM13 185H12V186H13ZM72 185H71V186H72ZM91 185H92V184H91ZM93 185H94V184H93ZM154 185H155V184H154ZM233 185H234V184H233ZM239 185H240L239 187H242L241 184H239ZM249 185H250V184H249ZM5 186H6V187H5ZM24 186H23V187H24ZM52 186H51V187H52ZM56 186H54V187H56ZM59 186H60V187H59ZM64 186H63V187H64ZM79 186H80V185H79ZM84 186H85V183H84ZM84 186H83V187H78V189H79V188H84ZM88 186H90V185H88ZM166 186H167V185H166ZM178 186H179V185H178ZM181 186H182V185H181ZM247 186H248V185H247ZM21 187H22V186H21ZM21 187H20V188H21ZM23 187H22V188H23ZM57 187H56L55 189H58ZM183 187H184V186H183ZM234 187H235V186H234ZM14 188H15V187H14ZM20 188H19V189H20ZM22 188H21V189H22ZM28 188H29V186H28ZM64 188H65V187H64ZM69 188H68V189H69ZM72 188H73V187H72ZM75 188H76V187H75ZM90 188H92V187H90ZM171 188H173V187H171ZM184 188H185V187H184ZM244 188H245V187H244ZM6 189H7V188H6ZM21 189H20V190H21ZM26 189H27V188H26ZM26 189H25V190H26ZM55 189H54V190H55ZM68 189H67V190H68ZM85 189H86V190H89V188H85ZM247 189H248V188H247ZM8 190H9V189H8ZM11 190H12V192H14V193H15V191H16V189H15V191H13V189H11ZM20 190H19V191H20ZM25 190L22 191L23 194L20 193V194H22V195H20V194L16 195V196H18L17 198H16V196H15V199H14V200H15L17 203L19 202V201H17L18 198H22V200L25 199V202H26L27 200H30V199H31L30 196L33 197L32 193H31L30 196L27 195V191H29V189H27L26 194L24 193ZM51 190H53V189L51 188ZM54 190H53V191H54ZM64 190H66V189L61 188V190H60V192L62 191L61 193L58 192L59 190H56V191H55V192H58L60 195H56L57 193L53 194L54 192H51L52 196H51V194H50V196L53 197L52 199L49 197V198L51 199V201H52V202H51V205H52V204L54 205L55 203H57V204L60 205V206H58L57 204L54 205V206L57 207V208H55V209L53 208L52 214H53V213L55 214L54 211H56L57 209H58V212H59V209L63 208V210H62V209H61V210L64 211V209H66V208L69 207V206L66 207L68 203H67L66 205H65V203H64L65 206H64L63 204H60V202H62V201L64 202L63 197H61L63 200H62V201L60 200V199H61L60 196L62 195V196H64V197H65V196L67 197V195H68V193L66 194ZM67 190H66V191H67ZM70 190H71V188H70ZM76 190H77V189H75V191H76ZM79 190H81V189H79ZM82 190H83V189H82ZM82 190H81V192L78 191L79 193L77 192V193L79 194V196H77L76 193L74 194V195H76L75 200L81 197L80 195H81V193H82ZM91 190H92V189H91ZM94 190H95V189H94ZM243 190H244V189H243ZM63 191H64V193H63ZM84 191H85V190H84ZM84 191H83V194H84L83 196H86V195H85L86 192L84 193ZM169 191H170V190H169ZM6 192H8V191H6ZM6 192L4 191V192L1 193V194H2L3 196L7 197V199H8L11 195H10V196L8 195L9 197L6 196V195L8 194V193L6 194ZM30 192H31V190L29 191V194H30ZM68 192L71 194V193L73 192V189H72V192H70V191H68ZM89 192H90V191L87 192V195L90 197L91 194H90ZM247 192H248V191H247ZM14 193H10V192H9V194H12V195H13ZM92 193H93V192H92ZM5 194H6V195H5ZM15 194H16V193H15ZM24 194H25V195H24ZM63 194H64V195H63ZM65 194H66V195H65ZM70 194H69V196H70ZM72 194H73V193H72ZM89 194H90V195H89ZM95 194H96V196H98L97 193H95ZM19 195H20V196H23V197L26 196V197H25V198H23V197H19ZM55 195H56V197H55ZM92 195L94 196V193H93ZM92 195H91V196H92ZM28 196H29V198H28ZM57 196H59V198H58L59 200L57 199L56 202H55L54 200L57 198ZM72 196H73V195H72ZM72 196H71V197H72ZM83 196H82V197H83ZM93 196H92V200L95 201L96 198L93 199ZM11 197H12V196H11ZM66 197H65V198H66ZM77 197H78V198H77ZM94 197H95V196H94ZM2 198H3V199H6V198H4V197H2ZM13 198H14V197H13ZM13 198H12V200H10V201H12V204H11V205H13V207L10 206V204H9L10 201L8 202L9 207H7V206L5 207V206H4V208H3V206H1L3 209H5V211L2 210V208H1V210H0L1 212H2V211L4 212L5 217L3 216L4 214H3V212H2L3 215L0 213V214H1V215H0V218L3 216V217L5 218V220H4L3 217L0 219V233H1V230H2V232L5 230V227H6L8 224L10 225V228H13V225H12V224L14 223L15 219L12 218L13 221H11V223H9V218H8V212L10 211V212H9V215H10V213H11V211H12V208H13V211H16L15 214H14V212H13V216H14V215L17 216V215L19 214V213H17V211H19V212L21 211V212H22V210H20V208H18V206H14V205H17V204L14 202ZM27 198H28V199H27ZM87 198H88V197L86 196V197H83V199H81L82 201H83L84 199H86V202L84 201V202L82 203L84 206L87 205L86 203H91V202H92V201H91V202H90V201L87 202V200H89V199H87ZM90 198H91V197H90ZM53 199H54V200H53ZM248 199H249V197H248ZM90 200H91V199H90ZM20 201H21V199H20ZM32 201H33V200H30L29 202H32ZM53 201H54V202H53ZM69 201H71V200H69ZM78 201H79V200H78ZM13 202H14L15 204H13ZM23 202H24V201H22V202H20V203H23ZM65 202H66V201H65ZM80 202H81V201H80ZM80 202H77V203L80 204ZM10 203H11V202H10ZM20 203H18V205H19ZM27 203H28V201H27ZM27 203H24V204H25L24 206L28 205V207L26 206V208H25L23 205H21V204L19 205L20 207L23 206V211H24L25 213H27V215H26L25 213H23V215L25 214V215H24L25 217H23V215H21L22 213H20L19 215L22 216V218H21V216H20L21 219H20V218L18 219L17 217H14V218H17V219L20 221V220H22V219L24 220V218L26 219L27 216H31V215H32V213H28V210H26V209L28 208L29 211H30V210L33 208V205H32L33 203H32L31 205H30V204H27ZM48 203H49V201H48ZM77 203L75 202L74 204H77ZM94 203H95V202H94ZM69 204H71V203H69ZM69 204H68V205H69ZM96 204H97V202L94 204V206H95ZM0 205H1V204H0ZM62 205H63V207H62ZM83 205L80 206L82 210H83V208H84ZM260 205H261V204H260ZM30 206H32L31 209H30ZM54 206H53V207H54ZM71 206H73V205H71ZM74 206L76 207V209L79 208V205H78V206H77V205H74ZM74 206H73V207H74ZM82 206H83V207H82ZM94 206L89 205L88 207H94ZM64 207H66V208H64ZM73 207H72V208H73ZM77 207H78V208H77ZM245 207H246V206H245ZM7 208H9L10 210H8ZM14 208H18L19 210H18V209L14 210ZM70 208H71V207H69L68 210H69V211H72V210H70ZM76 209H74V210L77 211L78 213H79V211H81V210H79V209H78L79 211L76 210ZM244 209H245V208H244ZM6 210H8V212H7ZM74 210H73V211H74ZM86 210H88L87 207H86V209H85L84 211H86ZM242 210H243V208H242ZM84 211H83V212H84ZM257 211H258V209H257ZM6 212H7V215H6ZM86 212H87V211H86ZM88 212L90 213V211H88ZM88 212H87V213H88ZM246 212H247V211H243V213H242V216H243V217H245V216L247 215ZM258 212H259V211H258ZM262 212H263V211H262ZM262 212H261V213H262ZM70 213H71V212H70ZM72 213H74V212H72ZM89 213H88V214H89ZM16 214H17V215H16ZM28 214H29V215H28ZM45 214L48 215V210H47L46 208H45ZM84 214H86V213L84 212ZM88 214H87V215H88ZM90 214H91V213H90ZM245 214H246V215H245ZM11 215H12V213H11ZM72 215H73V214H72ZM75 215H76V214H75ZM87 215H86V216H87ZM6 216H7V217H6ZM240 216H241V215H240ZM254 216H255V215H254ZM259 216H260V215H259ZM11 217H12V216H11ZM77 217H79V216H77ZM77 217H76V218H77ZM93 217H94V216H93ZM93 217H92V218H93ZM256 217H257V216H256ZM6 218H8V223L6 222V221H7ZM28 218L31 219L30 217H28ZM54 218H55V217H54ZM80 218H81V217H80ZM83 218H84V217H83ZM83 218H82V219H83ZM87 218H88V220H89V215H88ZM87 218H86V219H87ZM94 218H95V217H94ZM254 218H255V217H254ZM2 219H3V220H2ZM17 219H16V220H17ZM29 219H28V220L26 219L28 223H30V222H29ZM56 219H57V218H56ZM77 219H78V218H77ZM96 219H97V218H96ZM18 220H17V221H18ZM23 220H22V221H23ZM53 220H54V219H53ZM88 220H86V221H88ZM2 221H5V224H6V223H7V224L4 225V222H2ZM19 221H18V223H14V227H15V228H16V225H17V224H20L21 221H20V222H19ZM54 221H55V220H54ZM57 221H58V220H57ZM57 221H55V223H56ZM61 221H62V220H61ZM64 221H66V219H64ZM82 221H83V220H82ZM84 221H85V220H84ZM89 221H91V219H90ZM48 222H49V221H48ZM70 222H71V221H70ZM70 222H69V223H70ZM76 222H79V220H77ZM92 222H94V219L92 220ZM100 222H101V221H100ZM22 223H23V222H21V224H20L21 227L18 226L17 229L20 230L21 228H24V226L27 224V223L24 222L25 225H23L24 223H23V224H22ZM50 223H51V221H50ZM58 223H59V222H58ZM64 223H66V222H64ZM79 223H80V222H79ZM253 223H254V222H253ZM53 224H54V223H53ZM53 224H52V225H53ZM60 224H62V223H60ZM86 224H87V223H86ZM86 224H85V226H87ZM9 225H8V227H6L7 230H9V229H8V228H9ZM11 225H12V227H11ZM22 225H23V227H22ZM27 225H28V224H27ZM48 225H50V224H48ZM63 225H64V224H63ZM250 225H251V224H250ZM262 225H263V224H262ZM28 226H30V225H28ZM28 226H25V228H28V229H27V234L25 233L26 229H25V231L21 229L22 231H24V233L26 234V236L29 234L28 230L30 231V229H29ZM54 226H55V225H54ZM56 226H57V224H56ZM60 226H61V225H60ZM88 226H89V225H88ZM1 227H2L3 229H1ZM19 227H20V228H19ZM52 227H53V226H52ZM61 227H62V226H61ZM64 227H66V226H64ZM67 227H68V226H67ZM251 227H252V226H251ZM15 228H14V229H15ZM45 228H46V226H45ZM68 228H69V227H68ZM249 228H250V227H249ZM14 229H13V230H14ZM17 229L14 230V231L11 230V231H12V234H15V233H16L15 231H18ZM48 229H49V228L47 227L45 230H48ZM55 229H57V228H55ZM59 229H60V228H59ZM61 229H62V228H61ZM85 229L87 230L88 228H85ZM248 230H249V229H248ZM5 231H6V230H5ZM5 231H4V232H5ZM54 231H55V230L53 229V232H54ZM56 231H57V230H56ZM56 231H55V233H56ZM68 231H69V230H68ZM71 231H72V230H70V232H71ZM4 232H3L2 234H4ZM7 232H8V231H7ZM7 232H6V234H7ZM51 232H52V231H51ZM57 232H58V231H57ZM72 232H73V231H72ZM66 233H67V231H66ZM87 233H88V230H87ZM91 233H92V232H91ZM17 234H19V233L17 232ZM25 234H24V236H25ZM52 234L54 235V233H52ZM60 234H61V231H60ZM247 234H248V233H247ZM259 234H260V233H259ZM0 235H1V234H0ZM4 235H5V234H4ZM4 235H2L1 237H3ZM22 235H23V233H22ZM22 235H20V236H21V239L23 238ZM50 235H51V234H50ZM50 235H49V236H50ZM53 235H52V236H53ZM56 235H57V234H56ZM73 235H75V234H73ZM248 235H250V234H248ZM6 236H7V235H6ZM12 236H13V235H12ZM15 236H16V237L18 236L17 238H19L18 243H19V246H20V242H19V241H21V240H20V237H19V235H15ZM61 236H62V235H61ZM27 237H28V236H27ZM63 237H64V236H63ZM7 238H8V237H6V239H7ZM13 238H14V237H13ZM49 238L51 239V237H49ZM59 238H60V237H59ZM64 238H65V237H64ZM64 238H63V239H64ZM262 238H263V237H262ZM24 239H25V237H24ZM24 239H23V241H24ZM54 239H55V238H54ZM54 239L52 240V242L55 241ZM248 239H249V238H248ZM248 239H247V240H248ZM257 239H258V238H257ZM1 240H2V238H0V242H2V241L4 240V238H3L2 241H1ZM13 240L15 241V245H18V244H16V238L13 239ZM67 240H69V238H68ZM250 240H251V239H250ZM26 241H27V240H26ZM26 241H25V242H26ZM72 241H75V240H72ZM245 241H246V238H245ZM253 241H254V239H253ZM5 242H6V240H5L4 242H2V243H5ZM25 242H23L21 245L25 244ZM50 242H51V241H50ZM52 242H51V243H52ZM6 243H7V242H6ZM6 243H5V244H2V245L5 246ZM54 243H56V242H54ZM67 243H68V242H67ZM67 243L64 242V244H67ZM244 243H245V242H244ZM247 243H248V241H247ZM250 243H251V242H250ZM0 244H1V243H0ZM49 244H50V243H49ZM64 244H62V247H63V246L65 247ZM78 244H79V243H78ZM248 244H249V243H248ZM263 244H264V243H263ZM7 245H8V244H7ZM7 245H6V246H7ZM26 245H27V244H26ZM52 245H53V244H52ZM55 245H56V244H55ZM72 245H74V244L72 243ZM246 245H247V244H246ZM252 245H253V244H252ZM0 246H1V245H0ZM4 246H1V247L3 248ZM6 246H5V247H6ZM19 246H18V248H21V247H22L23 250H25V252H26V248H27V246H20V247H19ZM56 246H57V245H56ZM56 246H55V247H56ZM67 246H68V245H67ZM67 246H66V247H67ZM69 246H70V244H69ZM83 246H84V245H83ZM254 246H256V245H254ZM8 247H10V246H7V248H8ZM11 247H12V246H11ZM24 247H25V248H24ZM52 247H53V246H52ZM60 247H61V246H60ZM60 247L57 246L56 248H57V249H64V248H60ZM75 247H76V245H75ZM246 248H247V247H246ZM263 248H264V247H263ZM15 249L17 250V246H16ZM65 249H69V251H70V249H72V246H71V248H70V247H67V248H65ZM65 249H64V250H65ZM249 249H250V248H249ZM252 249H253V247H252ZM254 249H256V248H254ZM2 250H3V249H2ZM2 250H1V251H2ZM6 250H7V249H6ZM23 250H22V251H23ZM52 250H53V248H52ZM54 250L56 251V249H54ZM244 250H245V249H244ZM1 251H0V252H1ZM4 251H5V250H4ZM11 251H12V250H11ZM62 251H63V250H62ZM66 251H67V250H66ZM74 251H75V250H74ZM78 251H79V248H78ZM222 251H223V249H222ZM224 251H225V250H224ZM14 252H15V250H14ZM18 252H19V251H18ZM67 252H68V251H67ZM72 252H73V249H72L71 252H69V254H71ZM64 253H65V251H64ZM76 253H77V251H76ZM251 253H252V252H251ZM2 254H3V252L1 253V256H2ZM222 254H223V253H222ZM3 255H6V256H7V254H3ZM217 255H218V254H217ZM8 256H9V254H8ZM8 256H7V257H8ZM226 256H227V255H226ZM254 257L256 258L255 254H254ZM257 257H258V256H257ZM260 257H261V255H260ZM260 257H259V258H260ZM0 258H1V257H0ZM2 258H3V257H2ZM24 258H25V257H24ZM215 258H216V257H215ZM215 258H214V259H215ZM219 258H220V257H219ZM6 259H7V260H6V261H7L6 264H11V260H12V259H11L10 257H9V258H6ZM263 259H264V258H263ZM263 259L261 258V260H263ZM1 260H2V259H1ZM104 260H105V259H104ZM218 260H219V259H218ZM254 260H255V259H254ZM261 260H259V261H261ZM19 261H20V260H19ZM91 261H92V260H91ZM0 262H1V261H0ZM12 262H13V260H12ZM105 262H106V261H105ZM221 262H222V261H221ZM254 262H255V261H254ZM256 262H257V261H256ZM1 263L5 264V260L2 261ZM24 263H25V262H24ZM222 263H223V262H222ZM20 264H21V263H20ZM103 264H104V263H103ZM214 264H215V263H214ZM255 264H257V263H255Z\"/></svg>","mask_w":264,"mask_h":264}]
</instances>
